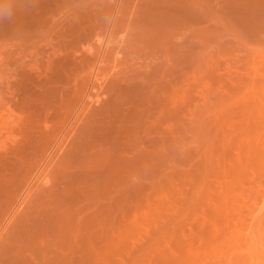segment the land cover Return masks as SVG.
<instances>
[{"label": "rangeland", "instance_id": "rangeland-1", "mask_svg": "<svg viewBox=\"0 0 264 264\" xmlns=\"http://www.w3.org/2000/svg\"><path fill=\"white\" fill-rule=\"evenodd\" d=\"M62 1H63V3H62ZM67 1H68V3H67ZM69 1H71V3ZM73 1L72 0H65V1L64 0H0V107H1L0 108V165H1L0 166V173L4 169H6L5 167H8L7 165L12 164V162L9 160H11V159L14 160V158L17 157L16 159L20 160V161L19 160L17 161L18 163L25 162L27 159V161L30 163L32 162L33 164L32 163L31 164L34 165L35 167L36 166L40 167V165L43 163V166H41V168H43V167H45L46 164L51 163L50 167H49L50 171L48 169V173H49L48 178H50V180L52 179V176H54V172L59 168L58 165H61V162L63 159L62 158L63 152H61L57 158H54L55 160L54 161L52 160V162L51 161L48 162L49 159H51V158L47 157V158H49L47 160L48 163L46 162V164H45L44 163V161H46V160H44V159H46L45 155L48 154L49 151H47L45 149V147H43V145H42L43 142L42 143L41 142H39V143L35 142L36 144L34 145V141H33V143H32V141H27V142L32 143V144L29 143V146L31 145L30 149H29V146H27L26 140H31V139L33 140L34 139L36 141V138L38 139L39 136H41L43 133V131H41V130H43V129L46 130L47 127H49L50 125H52V126H50V128L52 127V130H55L57 132V131H60L61 129L67 127V125L71 124V122L73 121V118L77 114V112H75V111H76L77 106L80 105L78 103L79 102L81 103V101H82V98L80 101V97H84L83 95L85 93V90L87 92H89L87 89L91 90L90 88L92 85H91V81L89 78L90 75L88 76L86 71L89 73V72H91L90 68L93 69L96 66L97 56H98L100 50L102 49L101 47L103 44H106L105 41H108L107 39L109 37H107V36H110L109 40H111V41L108 42L110 47L107 46V47H109V49L107 48V51H106L107 53L103 54L102 59L104 61H103V63H100V66L102 65V67H101V71L98 75L99 79L96 81V84H99V85L102 82L103 83H102L101 88L98 89V92H96V89H94V90H92V92H90L93 95L94 94L96 95V93H97V96L94 95L93 99L86 98V96H85L84 102H88L91 106L89 107L88 111L82 116L83 118H80L81 122L79 121L80 123H77L78 126L80 124L84 125V123L88 120L86 118L90 117L97 107H100L101 102L106 99V96H110L108 94H110L109 92L111 91L112 85L114 86V85H116L117 82L119 83L120 80L122 78H124L125 76L131 75L133 73H137L136 71H139V69H140V71H139L140 73L145 72V71H141V66H143L142 67L143 70H145V69L148 70L151 64L155 65V63L159 62V59H157V57H156V60L154 59L155 57H153V59L155 60L154 61L152 59V57H151V59H150V56L147 57V51L143 52L141 50V49H143V45L145 44L146 41L153 39V37L156 35L155 32H157V35L154 38H156L158 36V33H159V35L165 31L172 33L173 30H176L179 27L181 28V26L183 27L186 24H188V25L190 24L191 26L189 25L190 26L189 29H193L195 31V34L196 35L198 34V36L195 35L196 38H199V39H196L195 37L193 39H191V41L184 39V37L186 38V36L189 34L188 31H183L182 34L176 35L178 37H173L174 39L172 38L173 42L178 43V44H181V42L183 43L184 41L185 42L188 41L186 46L184 44L185 42L183 43L184 45L182 44L183 46H181L182 47L181 49L184 51L190 50V52H193L194 51L193 49H195V51L193 53L196 52L195 54H193V59H192L193 65H192L191 61L189 62L190 64L189 63L184 64L185 67L183 64H181L182 66L178 65L179 66L178 70L182 67L181 71L180 70L178 71L177 69L174 70L175 72L173 71V75L171 76L172 83L169 84L170 86L168 84H166L167 86L164 88V89H166L167 87H169L171 89L172 88L175 89V87H176V88H178L177 90L175 89L176 91H172L174 89L170 90L169 88H167L166 90L167 91L169 90L170 92L169 91L168 92L162 91V93L165 92V93H170V94L165 95V94L161 93L162 95H164L163 97L161 96V94L159 95V97H152V98L149 97L148 98L149 101L152 99L149 102V101H146L147 100L146 95L143 94V93H145V91L142 90V88L141 89L137 88V89L125 90L124 91V100H125L126 96H127L126 100L127 99H128L127 101L130 100V102H127L125 100V102L131 104L132 100H133V102L135 99L137 101V102H134L135 103L134 109H133V105L131 107L133 109V111L135 110V112H136L135 114L133 113L134 115H136L135 117L133 114H131L133 111H131V113L128 112L127 109L130 108V106L128 108L126 107V106H128V104L124 107V105H125L123 103L124 101H122V102H120L121 100L119 101V103H122L123 105H121L119 103H114L117 101L111 102V104L108 105L110 114L108 115L107 119H110L109 118L110 116L115 117V114H117V113H118V115H116L117 118H114V120H116V121H117V119H118V121H120L123 118L122 120H125V119L131 120V122L133 124L138 125L139 123L135 122V121L136 120L138 121L139 119H141L143 121V125H144V122L146 121L145 126L147 128L144 126L142 127L144 131H145V128H146V130L149 129V124H147V123H150V121L151 120L153 121L155 118L160 119V117H162L164 115L165 118L163 117L164 119L162 121L161 128H162V131L164 132L163 133L164 137L166 136L165 139L168 140V138L171 136V134H169V133H171V131H173V132L175 131L176 134L178 132H180L177 136L180 138V140L183 144L182 143L180 144L182 147H179V150L181 149V151H184V152L181 153L178 150L180 152V155H181L178 158L180 159V157H181L182 163H181V159L178 160V162H175V161H174V163L171 162L173 164H175V163L177 164V166H178V167L176 166L177 171L173 170V169H175V168H173L175 166L171 167L172 165L171 166L169 165L172 168V169H170V170H172L170 176H168V173H170V171L166 169L168 172L166 175L167 177L165 178V174H164V178L162 176V179H161L160 174L163 173L164 171H166L165 165L168 162L170 163V161H172V160H170L169 158L164 159L167 162L166 163L163 161L165 163L163 165L165 168L162 167L164 170H162V172L160 170H158L159 172L155 174L154 172H157L156 168L159 169L158 166L160 165V164L157 165L159 163L157 160L156 161L158 163L156 164V161H155L156 155H154V157H153V155L151 156L148 152H146L147 149L144 150L145 148H142V150L144 152L141 150L142 154H140V155H143V158H144V156L147 154L144 159L148 162V165L152 168V170H149L150 173L148 171V172H145V174L150 175L151 171H152L153 174L160 176L159 179H161V180L164 179L165 183L163 181L160 182L161 180L158 179L157 180V181H159L158 184H155L157 186V189H158L159 187H161L160 183H163L162 187H164V188H162V189L160 188L157 191L156 186H154V188L156 189L158 194H159L160 190H162V191H160V193L164 191L163 192L164 196H162L163 200L161 199V196H160L162 193L157 195V194H153V192H152L155 190L152 186L154 185L155 182L157 183V181H156L157 176L155 177V175L154 176H152V174L150 175L152 178L155 177L154 183L152 182V180H154V179H152L150 176L149 177L152 179L151 182L149 180L150 178L146 177V175L140 176V177H146L147 179L141 181L142 179L139 178L137 180L138 182L136 183L135 187H137L138 184H139L138 185V187H139L141 184H144V182L147 181V183H145V185L146 184L148 186L152 185L151 187L153 189H151V187L148 188L147 186H145V188H148L149 189L148 191L151 192L150 193L147 190H145V193H147V195L144 194L146 198L145 197L142 198L141 197L142 195L140 193H139L140 196L138 194L135 195L134 192H137L136 191L137 189H135L132 192L131 198L133 201V206L131 207L130 212H129V221H128L129 225L128 224L126 225V222H125V226H124V224L122 225L119 223H118V225H116V227H115L116 240L114 243V250L112 252V255H110V257L108 259L106 254L105 255L102 254L104 256L99 258L98 262H99V264H120V263L125 264L126 263L125 261H127V263H128L129 259H131L128 264H134L135 261L139 263L140 259H142V260L146 261V263L144 261V264H147L151 261L154 262V264H157L162 257L163 261H164V259L170 260L171 261V262H169L170 264H173L174 263L173 261L183 260V259H184L183 264H184V262H186L185 264H195V263L196 264H206L205 262H207V264H221V263H218V261L220 260L221 262H223L224 261L223 259L226 258V256H225L226 253H228V254L229 253H234V254H241L242 253L243 254L245 252V250H244L245 246L243 245V242L238 240L240 229H238L236 227V225L238 223V221H237L238 214L240 212L238 214H235L234 211L231 210L230 211V213L232 212L231 214L227 213L229 208L225 209V210H227V212H226L222 208V207H224L225 204L220 206L217 203L219 202L218 200H219L220 195L226 196V194L229 192L227 190H229L230 187H227V186H231V185H226L227 182H228V184L229 183L233 184V185L236 184L235 186H232V188H235V189H233V192H234L235 197L237 196L239 198V200L241 201L240 202L238 200V202H240L242 204V206H244L243 208H245V211L246 210L249 211V209L254 207V204L256 203V201L260 200V198L262 197L261 193L264 192V0H213V1L212 0H199V1H197V0H192V1L191 0H109V1L108 0H73ZM64 2H66V3H64ZM197 3H198V5H197ZM18 4H20V5H18ZM74 4H75V6H74ZM102 6H104V7H102ZM111 6H113V7H111ZM198 6H200L201 9ZM105 7L107 9H105ZM108 8H109V10H108ZM202 8H203V10L207 9L206 13L208 10H210L209 13L211 12V14H207V15H211V16L202 17V19H201L200 18L201 16H199V15L200 14L202 15V13H200V12H202ZM100 9H101V11H100ZM221 9H222V11H221ZM194 10H195V12H197V11L199 12L201 10L199 12L200 14L194 13ZM115 11L117 12V14ZM4 12H6V13H4ZM99 12L100 13L102 12V13L98 14ZM122 12H123V14H122ZM203 13L206 15L205 11ZM195 14H196V16H195ZM197 14H198V16H197ZM160 17H161V19H160ZM221 17H222V19H221ZM154 18H156V19H154ZM206 18H207V20H206ZM208 18H210V19H208ZM80 19H81V22H80ZM148 19H149V21H148ZM212 19L215 22H213ZM208 20H210V21H208ZM82 21H84V22H82ZM98 21L100 22V24H98ZM140 22L141 23L143 22V23L140 24ZM210 22H211V24H210ZM159 23L164 24V25L162 24V27H160L163 29V31L156 29L158 26H161V24L158 25ZM93 25H95V26H93ZM209 25H211V27ZM61 26H63L64 29H60V28H63ZM152 26H154V27L152 28ZM155 26H157V27H155ZM174 26H177V28L171 29V28H174ZM203 26L204 27L206 26V28H204ZM91 27H93V28H91ZM141 27H142V30H141ZM169 27H170V29H169ZM146 28H149V29L151 28L152 29V30L150 29L151 32H150V30H148ZM108 29H109V31H108ZM111 29H112V31H111ZM138 29H140L141 31ZM33 31H35V32H33ZM207 31H209L213 37L210 34H208L209 32H207ZM99 32H100V34H99ZM67 33H68V35H67ZM138 33H140V34H138ZM151 33L152 34L154 33V34L152 35ZM202 33H203V35L201 37H199ZM26 34H28V35H26ZM122 34H123V36H122V38H120ZM125 34H127V35H125ZM179 35H184V36H181V40H180ZM18 36H20V37H18ZM94 36H96V37H94ZM146 36L149 39H147ZM70 37L73 39H71ZM137 37H139V38H137ZM119 38H120V41H119ZM140 38H141V40H140ZM142 38H143V40H142ZM43 39H44V41H43ZM68 39H69V41H68ZM89 39H91V40L89 41ZM117 39H118V41H117ZM131 39H132V41H131ZM175 39H177V40H175ZM123 40H125V41H123ZM114 41H115V43H114ZM195 41H197V42H195ZM47 43H48V45H47ZM59 43H60V45H59ZM142 43H144V44H142ZM56 44H58V45L54 46ZM141 44H142V46H141ZM73 45L75 48L72 47ZM92 45H93V48H92ZM118 45H120V46H118ZM122 45H124V46H122ZM127 45H129V46H127ZM132 45L134 46V48H132L133 47ZM64 46H66L67 48ZM81 46H82V49H81ZM125 46H126V49H125ZM188 46L190 49L188 48ZM138 47H141V49ZM51 48H52V50H51ZM86 48H91V49L87 51ZM53 49L56 51H53ZM58 49H60V50H58ZM80 49H81V51L85 50L84 53L81 52ZM131 49H133V50H131ZM137 49H138V51H137ZM93 50L98 51V53L93 51ZM66 51L71 55V57H69L70 55H68V53ZM135 51L138 53L141 51V53L138 54ZM86 52L87 53L89 52V53L87 54ZM91 52H93V53H91ZM145 52H146V54H145ZM53 53H54V55H52ZM73 53H75V54H73ZM116 53L119 55H117ZM47 55H49V56L52 55V56H50V58H49V56L47 57ZM129 55L131 57H129ZM136 55H139V56L137 57ZM144 55H146V58ZM45 56H46V58H45ZM56 56L60 60H57L58 58ZM85 56H87V58H88L87 60H89L91 62L87 63V61L85 60L86 59ZM63 57H65V58H63ZM76 57H79V58L77 59ZM90 57H92L91 58L92 60L90 59ZM47 58L49 59V61L53 62V64L58 65L61 62H63L64 64L63 63L60 64V65H62V68L60 67V70H59L57 65H56L57 68H55L54 67L55 65H54L53 66L54 68H52V69L50 68L51 70L46 69L47 66H45V65H47V62H48ZM195 58H196V60H195ZM63 59H64V61H63ZM121 59H123V60H121ZM45 60H46V64H45ZM128 60H129V62H128ZM132 60H134L133 61L134 66H133V63L130 62ZM148 60L149 61L151 60V61L149 62ZM57 61H59V63H57ZM81 61H83L85 63H83ZM135 61L138 63H135ZM195 61H196V63H195ZM54 62H56V63H54ZM77 63L79 65H77ZM149 63H151V64H149ZM88 64L90 66H92L93 64L94 65L92 67H89ZM147 64H149L148 67H147ZM36 65H38V66H36ZM128 66L129 67L131 66V67L129 68ZM137 66H138V69H135ZM139 66H140V68H139ZM84 67H87L86 68L87 70L83 69ZM88 68L90 71L88 70ZM35 69H37V70H35ZM80 70L82 71L81 73H80ZM118 72H119V74H118ZM129 72H130V74H129ZM80 74H82V76ZM84 74H87V75L84 76ZM120 76H122V77H120ZM84 77H85V79H84ZM87 77H88V80L86 79ZM105 86H107L106 87L107 90H106ZM172 86H174V87H172ZM177 86H179V87H177ZM178 90H180V91H178ZM142 91H144V92H142ZM141 95H143L144 99H146V100H144L143 96H141ZM60 96L63 98H61ZM165 96H166V98H165ZM90 97H92V95ZM139 97L142 98L141 101H143V100L145 101V103H143V102H142L143 104L141 103V106H140V104H138L139 103V101H138ZM161 97L163 99H161ZM5 98H7L8 100ZM164 98H165V100H164ZM63 99H66V100L69 99V103L72 105L69 104V106H68L67 104H63V103H68V101L66 102L65 100H64L65 101L64 102ZM122 99H123V97H122ZM167 99H169V100H167ZM95 100H97L99 103L97 102V104H96ZM153 101L155 103H152ZM14 102H17V103H14ZM57 102L59 104L61 103L60 107L64 105L63 111L60 110V108L58 110L59 104ZM133 102H132V104H133ZM148 102L151 105L148 107H145L144 106L145 104L149 105ZM9 103H10V105H9ZM170 103H172V104H170ZM112 104H113V106H112ZM116 104H118V105H116ZM110 105L112 106L111 111H110ZM120 105H121V107H120ZM152 105L154 107H152ZM170 105H172V106L168 107ZM16 106H18V107H16ZM65 106H68L69 108L68 107L67 108L69 110L66 109ZM71 106L73 109L71 108ZM135 107H137L138 109L140 108V111L139 110L136 111L137 108L135 109ZM143 107H145V108H143ZM123 108H126V111ZM163 108H166V109H163ZM186 108L188 111H186ZM150 109L152 111H154V113ZM201 109H203L204 111ZM14 110H16V111H14ZM129 110H131V109H129ZM165 110H166V113H165ZM169 110H170V112L174 111V113H176L177 116L173 115V113H170ZM30 111H31V113H29ZM116 111H118V112H116ZM144 111H145V113H143ZM191 111H194V114ZM137 112H138V114H137ZM14 113H16V114H14ZM89 113H90V116H89ZM140 113H142V116ZM146 113L148 116L146 115ZM19 114L21 117L24 116L23 117L24 119L20 118ZM42 114H43V116H41ZM49 114H51V117L49 116ZM61 114H63V115H61ZM67 114H68V116H67ZM130 114H131V116H130ZM143 114H144V117H143ZM165 114H167V116ZM57 115H58V117H57ZM152 115H153V117L151 119ZM171 115L177 117V118H175V121H177L179 123L178 124L179 129H178L177 124L174 123V121H173L174 119L172 118L173 116L171 117ZM199 115H203L204 117L202 116L200 118ZM47 116L49 117V119H51V121L50 120L47 121L48 123L45 122L48 126L46 124H44V122L43 123L41 122L43 120L45 121L44 117L47 119ZM168 116H170V117H168ZM196 116L198 119L196 118ZM30 117H34V119L36 117V120H38V121L41 120V121H40V123L34 124V126L36 127L35 129H38L37 131L32 127L34 129L32 131L35 132V135H33L34 133L31 132L32 134L28 136L27 134L28 133L30 134L31 130L29 131L28 130L29 127H26V122L28 120L27 118L30 119ZM132 117H134V118H132ZM136 117H137V119H136ZM139 117H141V118H139ZM84 118L86 119V121ZM17 119L20 122L16 121ZM147 119H149L150 121L148 120L149 122H147ZM167 119L169 121H167ZM170 119H173V120H170ZM196 119H197V121H196ZM64 120H65V122H64ZM112 120H113V118L111 119V121ZM203 120L205 121V123ZM202 121H203V123H201ZM209 121H210V123H209ZM167 122H168V124H167ZM41 123L44 124V126H46V128L45 127H43V128L39 127V124L42 126ZM49 123H50V125H49ZM197 123L200 125H198ZM20 124H22V125H20ZM105 124H106V126L105 125L104 126L106 127L107 131L111 132L110 129L113 130V132H111V133H113L115 136V133H114V131L116 132V130L114 129L115 124L111 123L113 125H111V127L108 126L109 130L107 128L106 122H105ZM141 124H142V122L138 125L139 130L141 129L140 128ZM169 124H170L171 130L168 126ZM57 125H59V126H57ZM63 125H64V127H63ZM108 125H110V124H108ZM185 125H186V127H185ZM78 126L77 125L75 126L74 131L72 132V135L74 133L75 134L73 136L71 135L72 139L71 138L68 139V141L70 139L71 140L66 143L64 150L68 149V147H69V149H70V147H72L71 143L74 142L75 138L78 136L80 130L82 129V125H80L79 127ZM172 126H174V128ZM207 126H208V128H207ZM77 127H78V129L81 127V129L78 130V129H76ZM150 127H151V125H150ZM199 127H201L200 129L203 128L202 131H200ZM26 128H27V131H26ZM39 128H41V129L39 130ZM48 129L46 132L49 133V131H50V133H51L52 130L50 129L48 131ZM75 129L77 132L75 131ZM246 129H248L250 131V133H252V131H253V133L251 134V137L253 139H255L254 140L255 143L253 142L255 145V146L253 145V147L255 148V151H254L255 153L253 152L254 149H253L252 145L250 146V144H249V147H252L253 150L249 149L247 147L248 146L247 143H246L247 146L246 145L242 146L243 148L245 147L247 150L249 149L252 151V154H251V151L245 152V153H249L250 154L249 156H247L248 154L245 155L244 152L241 151V150H245V149H242L241 147H239V151L237 153V156L239 157V153L242 152V154H240V157H239V158H241V160L240 159H238V160H240L239 163H243V164L239 165V164H237L238 160H236L237 159L236 158L237 156L235 155L236 153L235 154L233 153L234 151L236 152L238 149L234 150L233 148L236 149V146L234 145V143L238 140H241V137H242L241 135H244L245 133L249 134V131H247ZM253 129H255V131L257 133H255V131ZM143 130H141L140 132H142ZM229 130H231V131H229ZM244 131H246V132H244ZM26 132H28V133H26ZM108 132H105V134H107ZM145 132H149V130L145 131ZM241 132L242 133L244 132V134H240ZM36 133H38V134H36ZM44 133H43V135H44ZM111 133H108L109 136H113V135H111ZM190 133H192V134H190ZM103 134H104V132H103ZM126 134H128V133H126ZM142 134H146V133H142ZM101 135H99V136H101ZM118 135H120V134H118ZM122 135H123V133L119 137L115 136L116 138L113 136L114 137L113 141H110L111 138L109 137L110 140L107 139L108 142L104 138V137H106V135L104 137L102 136V138H104V141H106L107 143L114 142V144L116 143V140L118 138V141L116 144H117L118 148L121 147V149H122V147L123 148L125 147L124 150L122 149V152L125 153L124 152L125 149L128 150V148H126L127 145L124 146L125 145L124 142L126 139H123V138H127V136L124 134L122 137ZM234 135H235V137H234ZM236 135H238L240 138ZM24 136L25 137L27 136L30 138L29 139L26 138V140H25ZM34 136H36V138ZM99 136H97L95 138V140H96L97 144L102 145L103 141L101 142V140L99 139L100 138ZM228 136H229V140H228V138H226ZM190 137H191V140L189 139ZM248 137H245V139H248L247 141H250L251 140L250 136H248ZM254 137H256V138H254ZM23 138H24V140H23ZM106 138H108V137H106ZM243 138H242V140H243ZM121 139L123 141H121ZM165 139H164V141H165ZM186 139L189 142V144H187L188 142L186 141ZM188 139L190 141H192L193 139L194 140L192 142H190ZM203 139H204V141H201ZM207 139H209V140H207ZM245 139H244V143L246 142ZM22 140L25 141L26 145L23 144ZM42 141H44V140H42ZM97 141H99V142H97ZM194 141H195V143H193ZM165 142H167V141H165ZM239 142H237V143H239ZM237 143H235V144H237ZM240 143H242V145H244V143L242 141ZM240 143H239V145H240ZM250 143L252 144V142H250ZM151 144H153V142L150 143V145H149V143L147 145H149L151 147L152 146L155 147V143L153 145H151ZM204 144H206V145H204ZM22 145L25 146V149H24V146H22ZM37 145L39 146V148ZM106 145H108V144H105V142H104L102 147L105 150L107 148H109V151H108V149L106 150L108 155L110 154V156H111V157L109 156L108 164H109V166H111V168L114 167L116 170H118L119 167L121 166L122 161L125 162V159H123L125 156L123 157L122 152H120L121 150L118 151V152H120L121 158L118 155L119 153L112 151V150H116V148H114V146L112 148H110L113 145V143H112V145H108L109 147H106ZM158 145H161V143H159ZM32 146L35 148L37 147V149L35 150L34 148H32ZM66 146H68V147L66 148ZM183 146H185V147L187 146V147L185 148ZM194 146H196V147L193 148ZM232 146H233V148L231 149L230 147H232ZM237 146H238V144H237ZM151 147L148 149V151L150 152L151 150H154V154H155V152H157L156 149H158V150L160 149V151L164 149L163 147H161V148L156 147V149L155 148L151 149ZM212 147H214V148H212ZM228 148H230L231 151H233V150L234 151L231 152L230 149H228ZM240 148H241V150H240ZM17 149L18 150L20 149L21 151L19 152ZM95 150L92 147V149H90L89 153H93ZM117 150H119V149H117ZM194 150H196V151L194 152ZM17 151L20 154L17 155V153H16ZM66 151L67 150H65V152ZM110 151H111V153H110ZM165 151L166 150H164L162 152L165 153ZM167 151H169V150L167 149ZM186 152H187V154H186ZM216 152H218V153H216ZM29 153H32V156ZM39 153H40V155H39ZM116 153H117V155H116ZM213 153L217 156H214ZM231 153H233V154H231ZM33 154L37 155V156H34ZM126 154H124V155H126ZM205 154H207V155H205ZM14 155H15V157H14ZM19 155H21L25 160L22 158H18ZM26 155L27 156L29 155L31 157L28 156V158H25ZM183 155H184V157H183ZM242 155L244 158L241 157ZM254 155H255V157H253ZM112 156H115V157H112ZM126 156L128 157V155H126ZM185 156H186L187 160L189 159V156L191 157L189 160L190 162L185 161L186 160V159H184ZM245 156H246V160L248 157L249 161L244 160ZM11 157H13V158H11ZM40 157H42V158L40 159ZM233 157L236 159L234 160ZM140 158H141V156H140ZM42 159H43V161H42ZM56 159H58V160H56ZM149 159L151 160V162L149 161ZM59 160H60V162H59ZM167 160H169V161H167ZM197 160H198V162H196ZM200 160H202V162H204L203 163L204 165L202 164V162L200 163ZM8 161H9V164H8ZM40 161H42V162H40ZM219 161L220 162L222 161V162L220 163ZM244 161L247 162L246 165H244V163H245ZM4 162H6L5 166L3 165ZM117 162H119L120 166ZM192 162H193V164H192ZM195 162L199 167L197 165L196 166L194 165ZM27 163H26L25 167L29 164V163L28 164ZM115 163L117 165H115ZM154 163L157 165L156 168L154 166ZM184 163L187 164L188 166L185 165ZM188 163L189 164L191 163V164L189 165ZM198 163H200V164H198ZM161 164H163V163H161ZM32 165L31 166L28 165L29 169L31 171H32V169H31L32 167H33V169L35 168ZM200 165H202V166H200ZM242 165H244L246 169L243 168L244 166L241 167ZM54 166H55V168L53 169L52 167H54ZM153 166H154V168H153ZM166 166H168V165H166ZM191 166L192 167L195 166V170H194V167L192 168L194 173H193V171H189V170H192V169H190ZM25 167H24V163H23V166L20 167V169H18L16 172H14L15 177L12 174L13 177H11V179L12 178L13 179L12 180L10 179L11 180L10 182L18 181V179L23 174V172H26L25 169H28ZM160 167H161V165H160ZM197 167L199 168L198 170H196ZM200 167H202V168H200ZM22 168H23V170H22ZM149 168H147V170ZM178 168L181 170L179 171ZM203 168H204V170H203ZM1 169H3V170H1ZM120 169H122V166ZM13 170H15V169H13ZM19 170H21L20 174H19ZM199 170L201 171L200 173L198 172ZM121 171L124 172L123 170H121ZM121 171H120V173H122ZM36 172H37V169H36ZM36 172L34 170V172L32 174V176H33L32 180L35 179V176H37L35 174ZM130 172H132V171L130 170ZM195 172H196V174H195ZM17 173L20 175L19 177L17 176ZM125 173H127V174L121 175V177H122V179H120L121 181H124V180L126 181V179H125L127 177L126 175H129V173L128 172H125ZM173 173H175V174L172 175ZM180 173H181V176H179ZM182 173L184 175L186 173V175L183 176ZM189 173H192V176ZM204 173H205V175H204ZM227 173H228V175H227ZM34 174H35V176H34ZM102 174L103 173H101V177H102ZM132 174H133V172H132ZM132 174L130 173L129 176H133V177L128 176V178H130V180L127 179V181H131V182L133 181V185H134V181L136 182L135 179H137L138 177L135 174H133V175ZM201 174H203V175H201ZM219 174H220V177L218 176ZM124 175H125V177H123ZM161 175H163V174H161ZM188 175H189V178L187 177ZM199 175H200L201 179L196 178V177H199ZM16 176L18 177V179L16 178ZM77 176L78 175H75V176L73 175V177H76L77 178L76 180L78 181ZM228 176H229L231 181L229 180ZM80 177L81 178H79L78 183L82 180V184H84V186H85L87 184V182L85 181L86 182V184H85V183H83V181L86 179L84 178V176L82 174ZM134 177H136V178H134ZM194 177L196 178V180ZM209 177H210V179L211 178L212 179L210 180ZM217 177H218V179H217ZM224 177L227 178L230 182L227 179H225ZM73 179L74 178L71 177L72 181H74ZM197 179H199V181H201L203 184L201 182H199ZM38 180H41V179H36V181L33 180V183L30 182L29 187L33 186L34 187L33 190L38 191V193L35 192V193H37V194H35V196L38 198V200L40 199L42 201V199L44 197L42 193L47 187L50 186L49 184H51V183H50V181H49V184H48V182H46L47 185H45V183H44V185H45V188H44V185L42 187V184L44 181L38 182ZM139 180L141 181V183ZM148 180L150 183L148 182ZM173 180H175V181H173ZM212 180H214V181H212ZM226 180H227V182H226ZM178 182H180V183H178ZM198 182H199V184H197ZM205 182L207 185L206 184L204 185ZM222 182L223 183L226 182V183L222 184ZM171 183H173V185ZM183 183H185V185ZM193 183H195V184H193ZM79 184H81V182ZM79 184H77V186ZM165 184H167L169 186H166ZM180 185H182L183 187L182 186L180 187ZM219 185L220 186L225 185V187H224L225 189L222 188V186L220 187ZM81 186H83V185H81ZM81 186H79V188H82ZM172 186H173V188H171ZM188 186L190 188H188ZM204 186H206V187H204ZM236 186H238V187H236ZM166 187L169 188V190H167ZM201 187L204 188V189L202 188L203 189L202 192H203L204 196L207 197V199L204 196H202L203 194L201 192ZM170 188H171V190H170ZM179 188L182 189L183 192ZM195 188L198 190V192ZM198 188L200 189V192H199ZM218 188H220V192H219ZM232 188H230V191L232 190ZM236 188H238L239 190ZM88 189H90V188H88ZM88 189H87V187H85V189H84L85 192L88 191ZM92 189H94V188H92ZM92 189H90L89 191L91 192ZM172 189L174 191L175 190L176 191L174 192ZM207 189L210 192L212 191V189H214L215 194H213V191H212V194H213L212 195L210 192H208ZM217 189H218V192H217ZM222 189H224L225 191ZM33 190H32V193H30V195H29L30 198L28 197L25 200L26 202L24 203V205H22V207L20 209L23 211V213H22V211L18 210L17 213L12 218L13 221L11 220L10 222H8V224L5 220L8 218L7 221H9L10 215L15 210L14 208H16L17 206H15L14 200L13 201L11 200L12 202L10 201L8 205L5 204L6 206L5 205L0 206V209H1L0 214L6 215V216H4L5 219H4V217L0 218V224H1L0 233L2 232V235H0L2 238V240L0 242L1 248L5 247L7 245V241L10 239L9 238L10 235H9L8 239L6 238V240H4L5 237H7V235L9 233L12 236L13 232L20 226L22 218L25 219L24 218V216H26L25 212L27 211L26 212L27 214H28V211L30 212L31 208H29V206L30 207L33 206L35 208L36 206H38L41 203V201H38L37 198L34 195H32L34 192ZM80 190H82V189H80ZM95 190L96 189L92 190L93 196L96 195L97 190L96 191ZM192 190H194V192ZM206 190L208 193L206 192ZM77 191H78V194L82 192V191L80 192L79 190H77ZM94 191H95V193H94ZM165 191H167V192L169 191L168 193H170V191H172L171 192L173 194L172 199H169V198H171L172 194L167 195L168 193ZM223 191H224V193H223ZM204 192L207 195H205ZM225 192H227V193H225ZM233 192H232V194H233ZM2 193H3V191L1 190V192H0L1 196L3 195ZM17 193L13 194V197H15V199L18 195ZM119 193H121V195ZM165 193H167L166 195L168 196V198L165 197L166 196ZM177 193L180 195H178ZM185 193L188 196L185 195ZM198 193L202 194V195H200V197L202 196L201 200H199L200 198L198 196L199 195ZM216 193H220V195L219 194L217 195ZM221 193H223V194H221ZM15 194H17V195H15ZM70 194H73V193L70 192L68 195H70ZM82 194H84V191H83V193L79 194V197ZM88 194H89V192L85 195L87 196ZM115 194H116V196L117 195L123 196L124 195L123 187L120 186L119 190H118V194H117V192ZM208 194H209V196L212 195V197L215 196V197H213V200L216 197H218V198H216V200H214L216 202L215 205L213 204L214 201L210 202V200L212 198L208 199ZM4 195H5V191H4ZM134 195H135V197H137V200H138V196H139L140 201L139 200L138 201L141 203V206H138L139 202L137 203V200L134 199L135 198ZM194 195H196L198 197H196ZM227 195H228L227 196L228 199H229V196L230 197L233 196L230 194H227ZM73 196L75 198V195H73ZM93 196L90 195L91 198ZM106 196H108V195H106ZM116 196H114V197H116ZM185 196H187V197L192 196V197H190V199L188 200V198H186ZM10 197H11V195L9 196V198ZM66 197H67V195H66ZM69 197L70 196H68V198ZM72 197L70 198L72 201L70 199H67V201L69 203H67V201L66 202L63 201L62 199H64V198H62V199L59 198V199H61V201L59 200L60 202L58 201V203H60L59 205H60L61 209L60 208L59 209L61 212L71 211V213H73V210H74L73 214H75V212H77V214H78V211H79L78 209L85 210V207H83V206H84V203H86L87 198H85V197L82 198L83 196H81L80 199L77 198V199H75V202H74V200H73L74 198L72 199ZM76 197H78V195ZM195 197L199 200V203H198V200L195 199ZM235 197L233 196V198H235ZM237 197L235 198V200L232 198L233 199L232 201L234 203H236ZM141 198H142V200H144V202L141 201ZM33 199H36V200L32 201ZM119 199L120 198L118 197L117 200H119ZM191 199H192V201H190ZM76 200H78V201H76ZM87 200H89V198ZM173 200H175V202ZM62 201H63V203H61ZM163 201L165 202V204ZM169 201H171L170 204H169ZM177 201L179 203V206H178V203H176ZM193 201H194V203L192 204ZM34 202L36 203V206H35ZM37 202H39L38 205H37ZM70 202L71 203L74 202V206H72V204H70ZM82 202H83V205H82ZM103 202H105V201H103ZM166 202L168 204H166ZM185 202H186V204H185ZM208 202H209V204H208ZM11 203H12V205H11ZM32 203H33V205H32ZM143 203H145V204H143ZM230 203H232V202H230ZM175 204H177V205H175ZM189 204L191 206H189ZM210 204H213L212 206L214 207V209H216L218 207V206H216V204L219 205V208H217L215 211H218V209H221V213L220 212L217 213L216 216H213V213H212V216L210 215L211 216V218H210V216L208 214H210V210H211V208L213 209V207L210 206L211 208L209 210L207 208L204 209V206L208 207ZM9 205H10V208H9ZM13 205H14V208L11 207ZM27 205H28V208H27ZM75 206H78L77 207L78 211L75 210L76 209ZM198 206H200V207L198 208ZM215 206H216V208H215ZM33 207H32V210L34 209ZM71 207H72V210H69V209H71ZM74 207H75V209H74ZM80 207H82V208H80ZM187 207L192 208V209H188ZM194 207H196V208H194ZM11 208L14 210L12 211ZM168 208H170V209H168ZM197 208L199 209L198 210L200 213L199 216L197 214L198 211L195 213ZM3 209L5 212H3ZM187 209L191 212V214H189L190 212ZM200 209L202 211L204 210L206 215L201 214ZM222 209H223L225 214L222 213ZM90 210L91 209L86 210V211L90 212ZM116 210H118V208ZM164 210H166V211L164 212ZM167 210H168V212H167ZM176 210H178L179 212ZM207 210H208V212L206 213ZM192 211H194V213ZM18 212L19 213L21 212V214L19 215ZM118 212H119V210H118ZM17 214H18V216H17ZM83 214H84L83 218H85V214H87V212L84 213V211H83ZM195 214L197 216H195ZM226 214L228 216H230V217L227 216V219H226ZM78 215L77 216L80 218V214H78ZM117 215H119V214H117ZM193 215L195 218L193 217ZM168 216H169V218H168ZM217 216H219V217H217ZM223 216H225V219ZM14 217H15L16 222L18 221L19 223L15 224ZM78 217L75 218L76 221H75L74 217L72 218L74 220V224H75V222H77V219H79ZM196 217H200L201 219L198 218V220H197ZM203 217H204V220H203ZM86 218H87L86 220H88V217H86ZM2 219L5 221L4 225H3ZM228 219H229V221H228ZM80 220H83V219H80ZM227 221L229 223L231 222L230 223L231 226L228 225V227H227ZM58 222H59V220H58ZM212 222H213V224H212ZM217 222H218L219 227H217L218 225L217 226L215 225V224H217ZM5 223L7 224V226H5L6 225ZM53 223L55 224V223H57V221L53 222ZM195 223H197V224H195ZM201 223H203L204 225ZM233 223H234V225H233ZM199 224H200V228H199ZM51 225H53L52 222L49 226H51ZM69 225L70 224H68V226ZM178 225H180V226H178ZM4 226L7 229H5L6 232L3 233ZM175 226L177 228H175ZM211 226L213 228L212 230H211ZM234 226L236 228H234ZM11 227H12V229H11ZM225 227L227 228L228 231L226 230ZM62 228L63 227H61V229ZM178 228H180V230L181 229L182 230L178 231ZM8 229H9V233H8ZM63 229H64L63 231L65 232V228H63ZM213 230H214V232H213ZM205 231H206V233H205ZM242 232H244V231H242ZM173 233L176 236H173ZM177 234H179V236ZM180 234H181V236H180ZM208 234L210 235L211 238L209 239V237H208V241H207V237H205V236H207ZM198 235L200 236V238ZM225 235H227V237H225ZM261 241H262V243H264V234H262V236H261ZM165 242L170 243V246L172 245V243L175 245H177V243H180V247L182 246V250H180L178 252V250H179V248H178V250L176 249V254L174 253L175 250L173 251V253H174L173 254L172 248L169 249L168 248L169 244H166ZM262 245H264V244H262ZM173 246L174 245H172V247ZM191 246H193V247H191ZM177 247H179V244ZM194 248L195 249L197 248V250L195 251ZM184 249H185V253H184ZM215 249H220V250H215ZM169 253H171L172 255L171 254L169 255ZM195 254H197V255H195ZM228 254H227V258H228ZM200 256H202V257L200 258ZM175 258H176V260H175ZM198 258H200L201 260ZM134 259H135V261H134ZM154 259H157V260H154ZM106 260H108V261H106ZM185 260H187V261H185ZM156 261H158V262L156 263ZM215 262H217V263H215ZM140 263L143 264V262H140ZM160 263H161V261L159 262V264ZM164 263H165V261H164ZM169 263H167V264H169ZM175 264H182V263L181 262L179 263V261H178ZM226 264H228V261Z\"/></svg>", "mask_w": 264, "mask_h": 264}, {"label": "bare ground", "instance_id": "bare-ground-1", "mask_svg": "<svg viewBox=\"0 0 264 264\" xmlns=\"http://www.w3.org/2000/svg\"><path fill=\"white\" fill-rule=\"evenodd\" d=\"M65 1V0H64ZM73 1V0H72ZM109 1V0H108ZM107 1V2H108ZM192 1V0H191ZM197 1H199V0H197ZM213 1V0H212ZM37 2V1H36ZM70 3H71V1H69ZM74 2V1H73ZM151 2V1H150ZM174 2V1H173ZM195 2V1H194ZM219 2V1H218ZM4 3V2H3ZM34 3V2H33ZM56 3V2H55ZM62 3H63V1H62ZM64 3H66V2H64ZM67 3H68V1H67ZM69 3V4H70ZM106 3V2H105ZM104 3V4H105ZM109 3V2H108ZM178 3V2H177ZM190 3V2H189ZM203 3V2H202ZM201 3V4H202ZM225 3V2H224ZM73 4V3H72ZM110 4V3H109ZM200 4V5H201ZM206 4V3H205ZM208 4V3H207ZM18 5H20V4H18ZM23 5V4H22ZM29 5V4H28ZM60 5V4H59ZM68 5V4H67ZM77 5V4H76ZM119 5V4H118ZM187 5V4H186ZM197 5H198V3H197ZM196 5V6H197ZM69 6V5H68ZM74 6H75V4H74ZM107 6V5H106ZM109 6V5H108ZM193 6V5H192ZM20 7V6H19ZM30 7V6H29ZM57 7V6H56ZM59 7V6H58ZM64 7V6H63ZM102 7H104V6H102ZM111 7H113V6H111ZM195 7V6H194ZM193 7V8H194ZM198 7H200V6H198ZM2 8V7H1ZM7 8V7H6ZM18 8V7H17ZM16 8V9H17ZM47 8V7H46ZM119 8V7H118ZM141 8V7H140ZM192 8V9H193ZM59 9V8H58ZM103 9V8H102ZM105 9H107L106 7H105ZM184 9V8H183ZM200 9H201V7H200ZM209 9V8H208ZM26 10V9H25ZM31 10V9H30ZM40 10V9H39ZM64 10V9H63ZM108 10H109V8H108ZM187 10V9H186ZM196 10V9H195ZM195 10H194V13H198V14H200V13H202V15L200 14L199 16H201L200 18L202 19V17H206V16H211V15H207V14H211V12L209 13V11L210 10H208L207 11V13H206V10H203V8H202V12H195ZM17 11V10H16ZM62 11V10H61ZM99 11V10H98ZM97 11V12H98ZM100 11H101V9H100ZM105 11V10H104ZM150 11V10H149ZM157 11V10H156ZM182 11V10H181ZM205 11V13H206V15L203 13ZM221 11H222V9H221ZM58 12V11H57ZM63 12V11H62ZM103 12V11H102ZM101 12V13H102ZM107 12V11H106ZM105 12V13H106ZM116 12V11H115ZM188 12V11H187ZM191 12V11H190ZM4 13H6V12H4ZM64 13V12H63ZM62 13V14H63ZM100 12L98 13V14H101ZM104 13V14H105ZM120 13V12H119ZM56 14V13H55ZM66 14V13H65ZM111 14V13H110ZM116 14H117V12H116ZM122 14H123V12H122ZM155 14V13H154ZM191 14V13H190ZM189 14V15H190ZM198 14H197V16H198ZM31 15V14H30ZM34 15V14H33ZM44 15V14H43ZM121 15V14H120ZM140 15V14H139ZM100 16V15H99ZM102 16V15H101ZM151 16V15H150ZM194 16V15H193ZM195 16H196V14H195ZM126 17V16H125ZM142 17V16H141ZM29 18V17H28ZM66 18V17H65ZM100 18V17H99ZM158 18V17H157ZM199 18V19H200ZM101 19V18H100ZM107 19V18H106ZM153 19V18H152ZM154 19H156V18H154ZM160 19H161V17H160ZM198 19V18H197ZM208 19H210V18H208ZM221 19H222V17H221ZM225 19V18H224ZM163 20V19H162ZM204 20V19H203ZM206 20H207V18H206ZM205 20V21H206ZM62 21V20H61ZM101 21V20H100ZM115 21V20H114ZM148 21H149V19H148ZM155 21V20H154ZM157 21V20H156ZM160 21V20H159ZM208 21H210V20H208ZM212 21H213V19H212ZM221 21V20H220ZM80 22H81V19H80ZM82 22H84V21H82ZM88 22V21H87ZM147 22V21H146ZM199 22V21H198ZM203 22V21H202ZM207 22V21H206ZM213 22H215V21H213ZM66 23V22H65ZM91 23V22H90ZM117 23V22H116ZM143 23V22H142ZM141 22H140V24H142ZM158 23V22H157ZM188 23V22H187ZM59 24V23H58ZM68 24V23H67ZM98 24H100V22L98 21ZM97 24V25H98ZM155 24V23H154ZM161 23H159L158 25H160ZM163 24V23H162ZM162 24H161V26H155V27H157L156 29L157 30H160V31H163V29L162 28H160V27H162ZM209 24V23H208ZM210 24H211V22H210ZM30 25V24H29ZM63 25V24H62ZM118 25V24H117ZM121 25V24H120ZM164 25V24H163ZM190 25V24H189ZM188 24H186L185 26H181V28L179 27L178 29H176V30H173L172 31V33H170V32H163L162 34H160L159 35V33H158V36L156 37V38H154L156 35H157V32H155L156 33V35L153 37V39L151 40H148V41H146L145 42V44L144 43H142V44H144L143 45V49H141V47H138V48H140L143 52L144 51H147V57L148 56H150V59H151V57H152V59H153V57H155L154 59L156 60V57H157V59H159V62L158 63H155V65L154 64H151V63H149V64H151L150 65V67H149V69L148 70H143V66H141V71H145V72H139L140 71V69H139V71H136L137 73H133V74H131V75H128V76H125L124 78H122L121 80H120V82L118 83H116V85H112V88H111V91L109 92L110 94H108V95H110V96H106V99L105 100H103L102 102H101V104H100V107H97L95 110H94V112L92 113V115L90 116V113H89V116L90 117H88V118H86V119H88L87 121H86V119H85V123H84V125L83 124H80V125H82V129H81V127L79 128V129H81L80 130V132H79V134H78V136L75 138V140H74V142H70L71 143V145H72V147H70V149H69V147L68 146H66V148L68 147V149H65V150H67L66 152H65V150H64V147H65V145H66V143L67 142H69L71 139H72V137H71V135H72V132L74 131V128H75V126L77 125L78 126V124L77 123H80L81 121V119L80 118H83L82 116L88 111V109H89V107L91 106L88 102H84V98H85V96H86V98H91V99H93V96L95 95H93L92 93H90V92H92V90H94V89H96V92H98V89H100L101 88V86H102V83L99 85V84H96V81L99 79V77H98V75H99V73H100V71H101V67H102V65L100 66V63H103V59H102V57H103V54L104 53H107L106 51H107V48L109 49V43L108 42H110L111 40H109V38H110V36H107V37H109L107 40L108 41H105L106 42V44H103L102 45V49L100 50V52H99V54H98V56H97V60H96V66L92 69V68H90L91 69V72H87L86 71V73L88 74V76L90 75V81H91V90H89V89H87L89 92H87L86 90H85V93H84V97H80V101H81V98H82V101H81V103L79 102L78 104H80L79 106H77V108H76V111L75 112H77V114H76V116L73 118V121L71 122V124L70 125H67V127H65V128H63V129H61L60 131H55V130H52V127L50 128V126H52V125H50V123H49V127H47V129H48V131L51 129L52 131H51V133H50V131H49V133H47L46 131H47V129L45 130V129H43V130H41V131H43V133H44V135H43V133H42V135L41 136H39V138L37 139L36 138V136H34L35 138H36V141L33 139H31V140H26V138L27 139H29L30 137H25L24 136V138H25V140H26V143H27V146H29V143L30 142H27V141H32V143H33V141H34V145L36 144V143H39V142H43L42 143V145H43V147H45V149L47 150V151H49V153L48 154H46L45 155V157H46V159H44V160H46V161H44V163L46 164V162H47V160L49 159V158H47V157H50L51 159H49V161L48 162H52V160L54 161L55 159L54 158H57L59 155H60V153L61 152H63L62 153V162H61V165H58L59 166V168L54 172V176H52V179L50 180V178H48V175H49V173H48V169H49V167H50V164L51 163H48V164H46L45 165V167H43V168H41V166H43V163L40 165V167H38V166H34V165H32L30 162H28L27 161V159H26V161L29 163H27L26 161V163L28 164V165H32V166H34L35 168L33 169V167L31 168L32 169V171L29 169V166L27 165L26 167H25V165H26V163L25 162H20V163H18L17 161L19 160V159H16L17 157H15V155H14V160L13 159H11V160H9V161H11L12 162V164L10 165L9 164V161H8V164L9 165H7L8 167H5L6 169H1V170H3V171H1V173H0V192H1V190L3 191V195H4V191H5V195L3 196H1L0 195V206H2V205H8L9 204V202L12 200H14V203H15V206H17L16 208H14V205L13 206H11V207H13L14 209H12L11 208V210L13 211L12 212V214L10 215V217H9V221H7L8 220V218L5 220L6 222H7V224H8V222H10L11 220H12V218H13V216L17 213V211L19 210V211H22V210H20L21 209V207H22V205H24V203L26 202L25 200L29 197V195H30V193H32V190L34 189V187L32 186V187H29L30 186V182L31 183H33V180H35L36 181V179H41V180H38V182H41V181H44L43 182V184H42V187H43V185H44V183H45V185H47V183L46 182H48V184H49V181H50V183L51 184H49L50 186L49 187H47L44 191H43V199H42V201L39 199L38 200V198L35 196V194H37L38 193V191H34L33 192V194L32 195H34L36 198H37V200L38 201H41V203L38 205V203L39 202H37V205L38 206H36V203L34 202V204H35V208L32 210V207H30L29 206V208H31L30 209V212L28 211V214L25 212V214H26V216H24V218L25 219H23L22 218V220H21V223H20V226L13 232V234H12V236H11V234L9 233V229H8V235H7V237H5V239L4 240H6V238L8 239V237H9V235H10V239L7 241V245L5 246V247H2L1 248V246H0V264H99V262H98V260H99V258H101L102 256H104L105 254L107 255V258L109 259V257H110V255H112V252H113V250H114V243H115V240H116V231H115V227H116V225H118V223L119 224H124V226H125V222H126V225L128 224V221H129V212H130V209H131V207L133 206V201H132V198H131V194H132V192L135 190V189H137L136 191L137 192H134V194L136 195V194H138L139 195V193L142 195L141 197L142 198H144L145 197V195H147V193H145V190H149L148 188H150L151 186H148L147 184L145 185V183H147V181H145L144 182V184H141L139 187H138V185H137V187H135L136 186V183L138 182L137 180L139 179V178H141L140 180L141 181H143V180H146L147 178L146 177H149L151 174H152V176H154L156 173H158L159 171L158 170H160L161 172H162V170H164L162 167H164L163 165L165 164L164 162H166V160H164V159H166V158H169L170 160H172V161H170V163L168 164L167 162V164L166 165H172L171 167H173V166H175V167H173V168H175V169H173L174 171L176 170L177 171V164L175 165V164H173L174 163V161L175 162H178V160H180L181 159V157H180V159L178 158L179 156H181L180 155V152L181 153H183L184 151H181V149L179 150V147H182L180 144L182 143L181 142V140H180V138L177 136L180 132H178L177 134H176V132L174 131H171V133H169V134H171V136L168 138V140L167 139H165V137H164V135H163V131H162V128H161V125H162V121H163V119L165 118L164 117V115L162 116V117H160V119L158 118V119H154L153 121L151 120L152 119V117H153V115L151 116V121L149 120V119H147V122H149L150 121V123H147V124H149V129H147L146 130V121L144 122V125H143V121L141 120V119H139V118H141V117H139L138 119V121L136 120L135 122H138L139 124L142 122V124H141V129L139 130V127H138V125H136V124H133L132 122H131V120H120V121H118V119H117V121L116 120H114V118H117L116 117V115H118V113L117 114H115V117L114 116H110L109 118L110 119H107L108 118V115L110 114V112H109V107H108V105L109 104H111V102H114V101H117V102H114V103H119V101L120 102H122V101H124L123 103L125 104L124 105V107L128 104V106H126L127 108L130 106V108H128L127 110H128V112L129 113H131V111H133V109H134V106H135V103L134 102H137L136 101V99L134 100V102H133V100L131 101V104L130 103H127V102H130V100L129 101H127L126 100V97H125V100L127 101V102H125V100H124V91L125 90H127V89H137V88H139V89H141L142 88V90H144L145 91V93H143V94H145L146 95V99H144V96L143 95H141V96H143V99L144 100H146V101H149L148 100V98L149 97H159V95L162 93V91H167L166 89L167 88H169V87H167L166 89H164L167 85L166 84H170V83H172V80H171V76L173 75V71L174 70H178V67L179 66H182L181 64H186V63H189L190 61H191V63H192V59H193V54H195V53H193L194 51H195V49H193L194 51L193 52H190V50H186V51H184V50H182L181 48V46H183L184 44H185V46H186V44L188 43V41L187 42H181V44H178V43H174L173 42V40H172V38L173 37H178V36H176V35H178V34H182L183 33V31H188L189 32V34L186 36V38L184 37V39H186V40H190L191 41V39H193L194 37L196 38V36H198V34L196 35L195 34V31L193 30V29H189V27L191 26H189ZM198 25V24H197ZM66 26V25H65ZM84 26V25H83ZM93 26H95V25H93ZM112 26V25H111ZM129 26V25H128ZM143 26V25H142ZM149 26V25H148ZM210 27H211V25H209ZM208 26V27H209ZM52 27V26H51ZM61 27H63V26H61ZM67 27V26H66ZM69 27V26H68ZM87 27V26H86ZM138 27V26H137ZM151 27V26H150ZM154 26H152V28H153ZM165 27V26H164ZM204 27V26H203ZM60 28V27H59ZM83 28V27H82ZM90 28V27H89ZM91 28H93V27H91ZM117 28V27H116ZM144 28V27H143ZM175 28H177V26H174V28H171V29H175ZM204 28H206V26L204 27ZM6 29V28H5ZM28 29V28H27ZM58 29V28H57ZM60 29H64V27L63 28H60ZM97 29V28H96ZM99 29V28H98ZM145 29V28H144ZM146 29H148V30H150L149 28H146ZM169 29H170V27H169ZM11 30V29H10ZM67 30V29H66ZM90 30V29H89ZM115 30V29H114ZM127 30V29H126ZM138 30H140V29H138ZM141 30H142V27H141ZM140 30V31H141ZM152 30V29H151ZM151 30H150V32H151ZM208 30V29H207ZM93 31V30H92ZM100 31V30H99ZM108 31H109V29H108ZM111 31H112V29H111ZM145 31V30H144ZM16 32V31H15ZM33 32H35V31H33ZM52 32V31H51ZM94 32V31H93ZM143 32V31H142ZM146 32V31H145ZM203 32V31H202ZM207 32H209V31H207ZM62 33V32H61ZM64 33V32H63ZM90 33V32H89ZM115 33V32H114ZM141 33V32H140ZM140 33H138V34H140ZM15 34V33H14ZM99 34H100V32H99ZM105 34V33H104ZM118 34V33H117ZM137 34V35H138ZM143 34V33H142ZM146 34V33H145ZM150 34V33H149ZM152 34V33H151ZM154 34V33H153ZM152 34V35H153ZM208 34H210V32L208 33ZM26 35H28V34H26ZM31 35V34H30ZM61 35V34H60ZM67 35H68V33H67ZM66 35V36H67ZM112 35V34H111ZM125 35H127V34H125ZM144 35V34H143ZM147 35V34H146ZM196 35V36H195ZM203 35V33L199 36V37H201ZM211 35V34H210ZM10 36V35H9ZM54 36V35H53ZM65 36V37H66ZM100 36V35H99ZM104 36V35H103ZM122 36H123V34L121 35V37L120 38H122ZM181 36H184V35H179V37H180V40H181ZM212 36V35H211ZM18 37H20V36H18ZM17 37V38H18ZM94 37H96V36H94ZM114 37V36H113ZM132 37V36H131ZM206 37V36H205ZM213 37V36H212ZM46 38V37H45ZM71 38V37H70ZM120 38H119V41H120ZM130 38V37H129ZM137 38H139V37H137ZM146 38H147V36H146ZM152 38V37H151ZM56 39V38H55ZM63 39V38H62ZM71 39H73V38H71ZM147 39H149V38H147ZM174 39V38H173ZM183 39V38H182ZM196 39H199V38H196ZM202 39V38H201ZM207 39V38H206ZM54 40V39H53ZM64 40V39H63ZM91 39H89V41H90ZM113 40V39H112ZM135 40V39H134ZM140 40H141V38H140ZM142 40H143V38H142ZM145 40V39H144ZM175 40H177V39H175ZM28 41V40H27ZM42 41V40H41ZM43 41H44V39H43ZM46 41V40H45ZM66 41V40H65ZM68 41H69V39H68ZM67 41V42H68ZM74 41V40H73ZM88 41V40H87ZM117 41H118V39H117ZM123 41H125V40H123ZM131 41H132V39H131ZM201 41V40H200ZM203 41V40H202ZM208 41V40H207ZM47 42V41H46ZM52 42V41H51ZM56 42V41H55ZM71 42V41H70ZM80 42V41H79ZM113 42V41H112ZM111 42V43H112ZM177 42V41H176ZM195 42H197V41H195ZM199 42V41H198ZM204 42V41H203ZM49 43V42H48ZM48 43H47V45H48ZM61 43V42H60ZM60 43H59V45H60ZM64 43V42H63ZM69 43V42H68ZM114 43H115V41H114ZM136 43V42H135ZM134 43V44H135ZM207 43V42H206ZM46 44V43H45ZM62 44V43H61ZM93 44V43H92ZM120 44V43H119ZM142 44H141V46H142ZM183 44V45H182ZM195 44V43H194ZM35 45V44H34ZM46 45V46H47ZM50 45V44H49ZM58 44H56V45H54V46H57ZM72 45V44H71ZM53 46V47H54ZM62 46V45H61ZM107 46H109V47H107ZM118 46H120V45H118ZM122 46H124V45H122ZM127 46H129V45H127ZM133 46V45H132ZM137 46V45H136ZM60 47V46H59ZM64 47H66V46H64ZM72 47H74V45L72 46ZM88 47V46H87ZM90 47V46H89ZM96 47V46H95ZM100 47V46H99ZM131 47V46H130ZM56 48V47H55ZM54 48V49H55ZM67 48V47H66ZM75 48V47H74ZM84 48V47H83ZM92 48H93V45H92ZM132 48H134V46L132 47ZM137 48V47H136ZM188 48H189V46H188ZM53 49V51H56V50H54ZM57 49V48H56ZM61 49V48H60ZM60 49H58V50H60ZM81 49H82V46H81ZM81 49H80V51H81ZM87 49V51L88 50H90L91 48H86ZM125 49H126V46H125ZM145 49V50H144ZM190 49V48H189ZM51 50H52V48H51ZM50 50V51H51ZM73 50V49H72ZM96 50V49H95ZM95 50H93V51H95ZM129 50V49H128ZM131 50H133V49H131ZM130 50V51H131ZM75 51V50H74ZM84 51L85 50H82L81 52H83L84 53ZM124 51V50H123ZM137 51H138V49H137ZM197 51V50H196ZM67 52V51H66ZM78 52V51H77ZM76 52V53H77ZM90 52V51H89ZM88 52V53H89ZM95 52H97L98 53V51H95ZM102 52V53H101ZM134 52V51H133ZM136 52V51H135ZM59 53V52H58ZM61 53V52H60ZM64 53V52H63ZM68 53V52H67ZM87 53V52H86ZM85 53V54H86ZM87 53V54H88ZM91 53H93V52H91ZM90 53V54H91ZM112 53V52H111ZM125 53V52H124ZM131 53V52H130ZM136 53H138V52H136ZM141 53V51L138 53V54H140ZM73 54H75V53H73ZM110 54V53H109ZM117 54V53H116ZM145 54H146V52H145ZM52 55H54V53L52 54ZM52 55H50V56H52ZM58 55V54H57ZM64 55V54H63ZM66 55V54H65ZM68 55H70L69 53H68ZM97 55V54H96ZM95 55V56H96ZM112 55V54H111ZM117 55H119V54H117ZM133 55V54H132ZM49 55H47V57H48ZM50 56H49V58H50ZM67 56V55H66ZM88 56V55H87ZM87 56H85L86 57V61H87V63H89V62H91V61H89V60H87L88 58H87ZM94 56V55H93ZM116 56V55H115ZM124 56V55H123ZM137 57L139 56V55H136ZM141 56V55H140ZM145 56V58H146V55H144ZM143 56V57H144ZM197 56V55H196ZM57 57V56H56ZM69 57H71V55L69 56ZM68 57V58H69ZM74 57V56H73ZM129 57H131L130 55H129ZM195 57V56H194ZM199 57V56H198ZM45 58H46V56H45ZM53 58V57H52ZM58 58V57H57ZM62 58V57H61ZM63 58H65V57H63ZM67 58V59H68ZM77 59L79 58V57H76ZM92 57H90V59H91ZM105 58V57H104ZM107 58V57H106ZM48 59V58H47ZM54 59V58H53ZM52 59V60H53ZM95 59V58H94ZM130 59V58H129ZM153 59V60H154ZM51 60V59H50ZM57 60H60L59 58L57 59ZM84 60V59H83ZM92 60V59H91ZM121 60H123V59H121ZM131 60V59H130ZM154 60V61H155ZM195 60H196V58H195ZM55 61V60H54ZM63 61H64V59H63ZM70 61V60H69ZM117 61V60H116ZM134 60H132V61H130V62H132L133 63V66H134V62H133ZM149 61V60H148ZM151 61V60H150ZM149 61V62H150ZM203 61V60H202ZM74 62V61H73ZM79 62V61H78ZM81 62H83V61H81ZM80 62V63H81ZM126 62V61H125ZM128 62H129V60H128ZM157 62V61H156ZM54 63H56V62H54ZM57 63H59V61H57ZM61 63H63V62H61ZM61 63H59L58 65L57 64H53V62H51V61H49V59H48V62H47V65H45V66H47L46 67V69H49V70H51L52 68H57V66H58V68H59V70H60V67L62 68V65H60ZM83 63H85V62H83ZM114 63V62H113ZM135 63H138V62H136L135 61ZM147 63V62H146ZM195 63H196V61H195ZM44 64V63H43ZM45 64H46V60H45ZM64 64V63H63ZM99 64V65H98ZM131 64V63H130ZM140 64V63H139ZM138 64V65H139ZM149 64H147V67H148V65ZM190 64V63H189ZM42 65V64H41ZM55 65V66H54ZM57 65V66H56ZM77 65H79L78 63H77ZM89 65V64H88ZM94 65V64H93ZM92 65V66H93ZM179 65V66H178ZM192 65H193V63H192ZM36 66H38V65H36ZM40 66V65H39ZM54 66V67H53ZM92 66H90L89 65V67H92ZM81 67V66H80ZM88 67V66H87ZM87 67H84L83 69H86ZM129 67V66H128ZM131 67V66H130ZM129 67V68H130ZM184 67H185V65H184ZM36 68V67H35ZM51 68V69H50ZM139 68H140V66H139ZM182 68V67H181ZM181 68L179 69L180 71H181ZM82 69V68H81ZM135 69H138V66L135 68ZM35 70H37V69H35ZM87 70V69H86ZM88 70H89V68H88ZM131 70V69H130ZM129 70V71H130ZM178 70V71H179ZM84 71V70H83ZM90 71V70H89ZM128 71V70H127ZM203 71V70H202ZM79 72V71H78ZM82 71L80 70V73H81ZM85 72V71H84ZM121 72V71H120ZM126 72V71H125ZM175 72V71H174ZM35 73V72H34ZM39 73V72H38ZM123 73V72H122ZM127 73V72H126ZM87 74H84V76L85 75H87ZM118 74H119V72H118ZM117 74V75H118ZM121 74V73H120ZM129 74H130V72H129ZM81 76H82V74H80ZM113 75V74H112ZM122 75V74H121ZM127 75V74H126ZM187 75V74H186ZM119 76V75H118ZM120 77H122V76H120ZM21 78V77H20ZM116 78V77H115ZM19 79V78H18ZM84 79H85V77H84ZM87 80H88V77L86 78ZM176 81V80H175ZM9 82V81H8ZM16 82V81H15ZM114 82V81H113ZM107 84V83H106ZM113 84V83H112ZM12 85V84H11ZM109 85V84H108ZM17 86V85H16ZM21 86V85H20ZM170 86V85H169ZM107 86H105V88H106ZM110 87V86H109ZM172 87H174V86H172ZM177 87H179V86H177ZM15 88V87H14ZM170 90H172V89H174V88H169ZM175 89L177 90L178 88H176L175 87ZM172 90V91H176V90ZM50 90V89H49ZM105 90V89H104ZM103 90V91H104ZM106 90H107V88H106ZM62 91V90H61ZM65 91V90H64ZM144 91H142V92H144ZM169 91V90H168ZM167 91V92H168ZM178 91H180V90H178ZM106 92V91H105ZM162 93V94H170V93ZM170 92V91H169ZM82 93V92H81ZM101 93V92H100ZM161 94V96L163 97L164 95H162ZM12 95V94H11ZM92 95V97H90ZM99 95V94H98ZM138 95V94H137ZM95 96H97V93H96V95ZM168 96V95H167ZM19 97V96H18ZM61 97V96H60ZM122 97H123V99H122ZM130 97V96H129ZM161 97V99H163ZM4 98V97H3ZM15 98V97H14ZM40 98V97H39ZM61 98H63V97H61ZM67 98V97H66ZM141 97H139V103L138 104H140V106H141V103L143 102V103H145V101L143 100V101H141L142 100V98L140 99ZM165 98H166V96H165ZM165 98H164V100H165ZM5 99H7V98H5ZM97 99V98H96ZM138 99V98H137ZM8 100V99H7ZM11 100V99H10ZM17 100V99H16ZM29 100V99H28ZM39 100V99H38ZM68 101V103H63V104H67L68 106H69V99L68 100H66V99H63V101ZM152 100V99H151ZM150 100V101H151ZM163 100V101H164ZM167 100H169V99H167ZM61 101V100H60ZM64 101V102H65ZM86 101V100H85ZM96 101V104H97V100H95ZM141 101V102H140ZM149 101V102H150ZM19 102V101H18ZM25 102V101H24ZM42 102V101H41ZM44 102V101H43ZM54 102V101H53ZM132 102H133V104H132ZM148 102V103H149ZM173 102V101H172ZM14 103H17V102H14ZM26 103V102H25ZM35 103V102H34ZM55 103V102H54ZM58 103V102H57ZM99 103V102H98ZM113 103V104H114ZM142 103V104H143ZM147 103V102H146ZM152 103H155L154 101L152 102ZM167 103V102H166ZM8 104V103H7ZM28 104V103H27ZM59 104V103H58ZM113 104H112V106H113ZM119 104H121V105H123L122 103H119ZM130 104V105H129ZM170 104H172V103H170ZM9 105H10V103H9ZM12 105V104H11ZM60 105H61V103L59 104V107H58V110H59V108H60V110H62L63 111V106H61L60 107ZM70 105H72V104H70ZM116 105H118V104H116ZM121 105H120V107H121ZM132 105H133V109L131 108L132 107ZM151 104L149 103V105H144L145 107H148V106H150ZM167 105V104H166ZM188 105V104H187ZM54 106V105H53ZM68 106H65V108L66 109H68L69 107ZM112 106L110 105V111H111V109H112ZM115 106V105H114ZM138 106V105H137ZM139 106V107H140ZM143 106V105H142ZM172 105H170V106H168V107H171ZM10 107V106H9ZM16 107H18V106H16ZM20 107V106H19ZM23 107V106H22ZM27 107V106H26ZM57 107V106H56ZM68 107V108H67ZM145 107H143V108H145ZM152 107H154L153 105H152ZM176 107V106H175ZM1 108V107H0ZM25 108V107H24ZM42 108V107H41ZM47 108V107H46ZM71 108H72V106H71ZM115 108V107H114ZM137 107H135V109H136ZM151 108V107H150ZM185 108V107H184ZM4 109V108H3ZM17 109V108H16ZM20 109V108H19ZM28 109V108H27ZM56 109V108H55ZM73 109V108H72ZM123 109H125V111H126V108H123ZM129 109H131V110H129ZM142 109V108H141ZM149 109V108H148ZM147 109V110H148ZM163 109H166V108H163ZM170 109V108H169ZM13 110V109H12ZM69 110V109H68ZM140 111V108L138 109L137 108V110L136 111ZM143 110V109H142ZM141 110V111H142ZM151 110V109H150ZM172 110V109H171ZM174 110V109H173ZM181 110V109H180ZM201 110H203V109H201ZM14 111H16V110H14ZM13 111V112H14ZM26 111V110H25ZM50 111V110H49ZM66 111V110H65ZM115 111V110H114ZM152 111V110H151ZM176 111V110H175ZM186 111H188L187 110V108H186ZM204 111V110H203ZM202 111V112H203ZM23 112V111H22ZM40 112V111H39ZM116 112H118V111H116ZM148 112V111H147ZM153 113H154V111H152ZM169 112H170V110H169ZM179 112V111H178ZM193 114H194V111H191ZM200 112V111H199ZM198 112V113H199ZM29 113H31V111L29 112ZM41 113V112H40ZM49 113V112H48ZM63 113V112H62ZM135 114L136 112H135V110L131 113V114ZM143 113H145V111L143 112ZM165 113H166V110H165ZM170 113H173V115H176V113H174V111L173 112H170ZM14 114H16V113H14ZM39 114V113H38ZM53 114V113H52ZM113 114V113H112ZM131 114H130V116H131ZM133 114V115H134ZM137 114H138V112H137ZM141 114V116H142V113H140ZM150 114V113H149ZM152 114V113H151ZM157 114V113H156ZM155 114V115H156ZM168 114V113H167ZM167 114H165L166 116H167ZM189 114V113H188ZM200 114V113H199ZM47 115V114H46ZM60 115V114H59ZM61 115H63V114H61ZM66 115V114H65ZM146 115H147V113H146ZM161 115V114H160ZM170 115V114H169ZM173 115H171V117L173 116ZM2 116V115H1ZM17 116V115H16ZM19 116H20V114H19ZM32 116V115H31ZM37 116V115H36ZM39 116V115H38ZM41 116H43V114L41 115ZM49 116L51 117V114H49ZM53 116V115H52ZM67 116H68V114H67ZM121 116V115H120ZM119 116V117H120ZM136 115H134V117H135ZM148 116V115H147ZM150 116V115H149ZM177 116V115H176ZM176 116H173L172 118L174 119H170V120H173L174 121V123H176L177 124V126H178V122L177 121H175V118H177ZM198 116V115H197ZM197 116H196V118H197ZM203 115H199V117L201 118ZM18 117V116H17ZM16 117V118H17ZM24 116H20V118H23ZM46 117V116H45ZM44 117V119H45V121L43 120V121H41V120H36V117H35V119H34V117H30V119L29 118H27L28 120H27V122H26V127H29L28 128V130L30 131V134L28 133V132H26V133H28L27 135L29 136V135H31L32 133L31 132H33L34 134L33 135H35V132L34 131H32V130H34L36 127L34 126V124H37V123H40V121L43 123L44 122V124H46V123H48L47 121L48 120H50L51 121V119H49V117L47 116V119ZM57 117H58V115H57ZM113 118V120L111 121V119ZM122 117V116H121ZM127 117V116H126ZM134 117H132V118H134ZM143 117H144V114H143ZM146 117V116H145ZM156 117V116H155ZM164 117V118H163ZM168 117H170V116H168ZM195 117V116H194ZM204 117V116H203ZM19 118V117H18ZM19 118V119H20ZM43 118V117H42ZM54 118V117H53ZM52 118V119H53ZM63 118V117H62ZM68 118V117H67ZM185 118V117H184ZM189 118V117H188ZM187 118V119H188ZM199 118V119H200ZM24 119V118H23ZM41 119V118H40ZM57 119V118H56ZM59 119V118H58ZM107 119V120H106ZM136 119H137V117H136ZM198 119V118H197ZM197 119H196V121H197ZM204 119V118H203ZM208 119V118H207ZM144 120V119H143ZM149 120V121H148ZM177 120V119H176ZM16 121H18V122H20L18 119L16 120ZM80 121V122H79ZM167 121H169L168 119H167ZM204 121V120H203ZM203 121L201 122V123H203ZM208 121V120H207ZM17 122V123H18ZM46 122V123H45ZM64 122H65V120H64ZM70 122V121H69ZM105 122L107 123V128H108V126L109 127H111V125H113V124H111V123H114L115 124V130H116V132L114 131V133H115V136L116 137H119V136H121V134L123 133V135L125 134L126 136H127V138H123V139H126L125 140V142H124V146H126L127 145V147L126 148H128V150H126L125 149V153H123L122 152V149L124 150V148L122 147V149H121V147L120 148H118V146H117V141H118V138H117V140H116V143L114 144V142H111V143H107L108 141H107V139L108 140H110L109 139V137L111 138V140L110 141H113L114 140V134L113 133H111V132H113V130H111L110 129V131L111 132H108L107 131V129H106V124H105ZM110 122V123H109ZM166 122V121H165ZM172 122V121H171ZM41 123V124H42ZM83 123V122H82ZM173 123V122H172ZM182 123V122H181ZM194 123V122H193ZM204 123H205V121H204ZM209 123H210V121H209ZM44 124H42V126L39 124V127H41V128H43V127H45L46 128V126H44ZM57 124V123H56ZM108 124H110V125H108ZM167 124H168V122H167ZM198 124V123H197ZM20 125H22V124H20ZM47 125V124H46ZM79 125V126H80ZM105 125V126H104ZM150 125H151V127H150ZM198 125H200V124H198ZM204 125V124H203ZM37 126V125H36ZM48 126V125H47ZM57 126H59V125H57ZM69 126V127H68ZM78 126V127H79ZM146 127L145 128V131H148L149 130V132H145L144 130H143V128L142 127ZM166 126V125H165ZM169 126V128H170V124L168 125ZM211 126V125H210ZM209 126V127H210ZM34 129H33V128ZM63 127H64V125H63ZM78 127L76 128V129H78ZM173 128H174V126H172ZM185 127H186V125H185ZM197 127V126H196ZM215 127V126H214ZM41 128H39V130L41 129ZM112 128V129H113ZM201 127H199V129H200ZM207 128H208V126H207ZM206 128V129H207ZM242 128V127H241ZM3 129V128H2ZM1 129V130H2ZM54 129V128H53ZM59 129V128H58ZM57 129V130H58ZM76 129H75V131H76ZM78 129V130H79ZM178 129H179V126H178ZM182 129V128H181ZM203 129V128H202ZM202 129H200V131H202ZM36 131L38 130V129H35ZM45 130V131H44ZM108 130H109V128H108ZM141 130H143L142 132H140ZM170 130H171V128H170ZM173 130V129H172ZM177 130V129H176ZM213 130V129H212ZM225 130V129H224ZM247 131H249L248 129H246ZM254 131H255V129H253ZM26 131H27V128H26ZM55 131V132H54ZM186 131V130H185ZM221 131V130H220ZM229 131H231V130H229ZM233 131V130H232ZM239 131V130H238ZM39 132V131H38ZM77 132V131H76ZM103 132H104V134H103ZM105 132H108V133H111V135H113V136H109V134L107 135V134H105ZM187 132V131H186ZM226 132V131H225ZM244 132H246V131H244ZM244 132L242 133H240V134H244ZM40 133V134H41ZM117 133V134H116ZM126 133H128V134H126ZM142 133H146V134H142ZM185 133V132H184ZM202 133V132H201ZM252 133H253V131H252ZM252 133H250V131H249V134H247V133H245L244 135H241L242 137H241V140H238V141H236L235 143H237V142H243L244 143V139H245V137H248V136H250V141H247L248 139H245L246 140V142L244 143V145H242V143H240V145H239V143H237L238 144V146H237V144H235L234 143V145L236 146V149L235 148H233V146L232 147H230L231 149L233 148L234 150H237L236 152L234 151H231V149L230 148H228V149H230V151L231 152H233L236 156H237V153H238V151H239V147H241L242 149H245V150H241V148H240V150L242 151V152H244V154L245 155H247V156H249L250 154L249 153H245V152H249V151H251V150H249V149H252V147H253V145H254V143H255V139H253L252 137H251V134ZM255 133H257L256 131H255ZM36 134H38V133H36ZM39 134V135H40ZM75 134V133H74ZM73 134V135H74ZM102 134V135H101ZM118 134H120V135H118ZM190 134H192V133H190ZM203 134V133H202ZM207 134V133H206ZM228 134V133H227ZM239 134V133H238ZM248 136H247V135ZM72 135V136H73ZM99 135H101V136H99ZM106 135V137H108V138H106V137H104ZM123 135H122V137H123ZM129 135V136H128ZM152 135V136H151ZM204 135V134H203ZM233 135V134H232ZM246 135V136H245ZM257 135V134H256ZM38 136V135H37ZM76 136V135H75ZM97 136H99L100 138V140H101V142L103 141V143H102V145L104 144V142H105V144H108V145H112V143H113V145L110 147V148H112L113 146H114V148H116V150H112V151H115V152H117V153H119L118 155H119V157L121 158V156H120V152H122V154H123V159H125V162H123L122 161V163H121V166H122V169H120L121 168V166H120V164H119V162H117L118 164H119V169L118 170H116L114 167H112L111 168V166H109V164H108V159H109V156H110V154L108 155V153L106 152V150L108 149V151H109V148H107L106 150L105 149H103V147H102V145H100V144H97L96 143V140H95V138L97 137ZM102 136L106 139V141H104V138H102ZM236 136H238V135H236ZM253 136V135H252ZM32 137V136H31ZM33 137V138H34ZM115 137V138H116ZM234 137H235V135H234ZM239 137V136H238ZM244 137V138H243ZM24 138H23V140H24ZM69 138H71L69 141H68V139ZM102 138V139H101ZM201 138V137H200ZM226 138H228V140H229V136L228 137H226ZM240 138V137H239ZM242 138H243V140H242ZM249 138V137H248ZM254 138H256V137H254ZM98 139V140H99ZM164 139H165V141H167V142H165L164 141ZM190 140H191V137L189 138ZM188 139V140H189ZM202 139V138H201ZM231 139V138H230ZM253 139V140H252ZM22 140V142H23V144L24 145H26V143H25V141H23ZM42 140H44V141H42ZM189 140V141H190ZM194 140V139H193ZM192 140V141H193ZM207 140H209V139H207ZM233 140V139H232ZM109 141V142H110ZM121 141H123L122 139H121ZM185 141V140H184ZM186 141H187V139H186ZM192 141H190V142H192ZM201 141H204V139L203 140H201ZM211 141V140H210ZM36 142V143H35ZM97 142H99V141H97ZM153 142V144L155 143V147L154 146H149L150 145V143H152ZM161 143V145H158L159 143ZM165 144H164V143ZM188 142V141H187ZM249 142V143H248ZM250 142H252V144L250 143ZM254 142V143H253ZM2 143V142H1ZM32 143H30V144H32ZM120 143V142H119ZM118 143V144H119ZM122 143V142H121ZM149 143V145H147ZM158 143V144H157ZM186 143V142H185ZM193 143H195V141L193 142ZM197 143V142H196ZM199 143V142H198ZM208 143V142H207ZM246 143L248 144V146L246 145ZM153 144H151V145H153ZM183 144V143H182ZM187 144H189V142L187 143ZM249 144H250V146L252 145V147H249ZM24 145H22V146H24ZM68 145V144H67ZM70 145V144H69ZM70 145V146H71ZM108 145H106V147H109ZM121 145V144H120ZM123 145V144H122ZM164 145V146H163ZM166 145V146H165ZM204 145H206V144H204ZM233 145V144H232ZM247 146L249 149L247 150L245 147L243 148L242 146ZM26 146V147H27ZM31 146V145H30ZM30 146H29V149H30ZM38 146V145H37ZM41 146V145H40ZM117 146V147H116ZM149 146V147H148ZM163 147L164 149L163 150H161L160 151V149L158 150V149H156V147H158V148H161V147ZM190 146V145H189ZM255 146V145H254ZM42 147V148H43ZM92 147H93V149L95 150L93 153H89L90 152V149H92ZM105 147V146H104ZM105 147V148H106ZM151 147V149L152 148H155L156 150H157V152H155V154H154V150H151L150 152L148 151V149ZM183 147H185V146H183ZM187 147V146H186ZM185 147V148H186ZM196 146H194L193 148H195ZM200 147V146H199ZM28 148V147H27ZM32 148H34L35 150L37 149V147L35 148V147H33L32 146ZM38 148H39V146H38ZM41 148V149H42ZM142 148H145L144 150H146V152H148L151 156L153 155V157H154V155H156L155 157H156V159H155V161H156V164L157 165H161V167H160V165L158 166L159 167V169L158 168H156V164L154 163V166H155V168H156V170H157V172H154L155 174H153L152 173V171H151V174L149 175H147V174H145V172H148L149 170H152V168L148 165V162L144 159L145 158V156L147 155H145L144 156V158H143V155H140V154H142L141 152L143 151L142 150ZM192 148V147H191ZM205 148V147H204ZM212 148H214V147H212ZM24 149H25V146H24ZM117 149H119V150H117ZM167 149L169 150V151H167ZM189 149V148H188ZM199 149V148H198ZM254 149V150H253ZM253 152L255 151V148L253 147ZM15 150V149H14ZM18 150V149H17ZM34 150V151H35ZM43 150V149H42ZM111 150V149H110ZM121 150V151H120ZM142 150V151H141ZM164 150H166L165 151V153L164 152H162V151H164ZM180 152H179V151ZM192 150V149H191ZM203 150V149H202ZM210 150V149H209ZM16 151V150H15ZM19 152L21 151L20 149L18 150ZM18 151L16 152L17 153V155L18 154H20V153H18ZM40 151V150H39ZM45 151V150H44ZM118 151H120V152H118ZM196 150H194V152H195ZM23 152V151H22ZM21 152V153H22ZM144 152V151H143ZM161 152V153H160ZM188 152V151H187ZM187 152H186V154H187ZM193 152V151H192ZM229 152V151H228ZM242 152L241 153H239V157H240V154H242ZM9 153V152H8ZM15 153V152H14ZM24 153V152H23ZM27 153V152H26ZM38 153V152H37ZM36 153V154H37ZM110 153H111V151H110ZM117 153H116V155H117ZM127 153V154H126ZM153 153V154H152ZM164 153V154H163ZM179 153V154H178ZM189 153V152H188ZM216 153H218V152H216ZM233 153H231V154H233ZM255 153V152H254ZM29 154H31V156H32V153H29ZM124 154H126V155H128V157L126 156V155H124ZM185 154V153H184ZM193 154V153H192ZM208 154V153H207ZM207 154H205V155H207ZM211 154V153H210ZM214 154V153H213ZM243 154V155H244ZM251 154H252V151H251ZM23 155V154H22ZM34 155V154H33ZM39 155H40V153H39ZM114 155V154H113ZM130 155V156H129ZM141 156V158H140V156ZM195 155V154H194ZM212 155V154H211ZM243 155L241 156V157H243ZM9 156V155H8ZM27 156V155H26ZM25 156V158H28V156L26 157ZM31 156H29V157H31ZM34 156H37V155H34ZM149 156V155H148ZM196 156V155H195ZM214 156H217V155H215L214 154ZM213 156V157H214ZM235 156V157H236ZM111 157V156H110ZM112 157H115V156H112ZM117 157V156H116ZM183 157H184V155H183ZM182 157V158H183ZM203 157V156H202ZM219 157V156H218ZM238 156L236 157V158H234V160L236 159V160H238V159H240L241 160V158H239ZM253 157H255V155L253 156ZM11 158H13V157H11ZM18 158H22V159H24L21 155H19V157ZM42 157H40V159H41ZM61 158V157H60ZM118 158V157H117ZM147 158V157H146ZM188 158V157H187ZM190 156H189V159L187 160L186 159V156H185V158L184 159H186L185 161H188V162H190L189 160H190ZM244 158V157H243ZM242 158V159H243ZM21 159V160H22ZM43 159H42V161H43ZM135 159V160H134ZM183 159V160H184ZM211 159V158H210ZM213 159V158H212ZM221 159V158H220ZM219 159V160H220ZM8 160V159H7ZM13 160V161H12ZM25 160V159H24ZM30 160V159H29ZM56 160H58V159H56ZM153 160V159H152ZM203 160V159H202ZM202 160H200V163L202 162ZM215 160V159H214ZM240 160H238V163L237 164H243V163H239L240 162ZM244 160H246V156H245V159ZM247 160H248V157H247ZM246 160V161H247ZM20 161V160H19ZM23 161V160H22ZM42 161H40V162H42ZM149 161L151 162V160L149 159ZM164 161V162H163ZM167 161H169V160H167ZM194 161V160H193ZM216 161V160H215ZM231 161V160H230ZM249 161V160H248ZM59 162H60V160H59ZM171 162H173V163H171ZM180 162V161H179ZM196 162H198V160L196 161ZM196 162L194 163V165L196 166L197 164H196ZM220 162V161H219ZM222 162V161H221ZM220 162V163H221ZM243 162V161H242ZM245 162V161H244ZM252 162V161H251ZM5 163L6 162H4V166H5ZM23 163H24V167L25 168H28V169H25L26 170V172H23V174L20 176L19 174H20V171L21 170H19V174L17 173V176L19 177L20 176V178L18 179V177L16 176V178L18 179V181H16V182H10L12 179H11V177H15V173L14 172H16L18 169H20V167H22L23 166ZM57 163V162H56ZM146 163V164H145ZM161 163H163V164H161ZM181 163H182V159H181ZM200 163H198V164H200ZM204 162H202V164H203ZM246 163L247 162H245L244 163V165H246ZM53 164V163H52ZM185 164V163H184ZM189 164V163H188ZM191 164V163H190ZM189 164V165H190ZM192 164H193V162H192ZM216 164V163H215ZM219 164V163H218ZM251 164V163H250ZM22 165V166H21ZM115 165H117L116 163H115ZM146 165V166H145ZM165 165V170L167 169V170H169L170 171V173H168L167 172V170L166 171H164L163 173H161V174H163V175H161L160 174V176H161V179H162V176H163V178H164V174H165V178L167 177L166 175H167V173H168V176H170V174H171V172H172V170H170V169H172L170 166L168 167V166H166ZM185 165H187V164H185ZM204 165V164H203ZM222 165V164H221ZM220 165V166H221ZM238 165V166H239ZM244 165H242L241 167H243ZM248 165V164H247ZM1 166V165H0ZM57 166V167H58ZM148 166V167H147ZM154 166H153V168H154ZM177 166V167H176ZM188 166V165H187ZM195 166H193L194 167V170H195ZM198 166V165H197ZM200 166H202V165H200ZM3 167V166H2ZM118 167V166H117ZM150 167V168H149ZM192 166H191V168L190 169H192L193 168ZM199 167V166H198ZM197 167V169L196 170H198L199 168ZM240 167V166H239ZM250 167V166H249ZM53 169L55 168V166L54 167H52ZM147 168H149L148 170H147ZM161 168V169H160ZM169 168V169H168ZM186 168V167H185ZM200 168H202V167H200ZM222 168V167H221ZM243 168H245V166L243 167ZM242 168V169H243ZM248 168V167H247ZM13 169H15V170H13ZM36 169H37V172H36ZM179 169V168H178ZM246 169V168H245ZM244 169V170H245ZM22 170H23V168H22ZM34 170H35V174L37 175V176H35V174H34V176H35V179H33L32 180V174H33V172H34ZM121 170H123L124 172H122ZM130 170L133 172V174H135L138 178L137 179H135L136 180V182L134 181V185H133V181L131 182V181H127V179H129L130 180V178H128V176L130 175V173L132 174V172H130ZM147 170V171H146ZM154 170V169H153ZM181 169H179V171H180ZM187 170V169H186ZM203 170H204V168H203ZM227 170V169H226ZM49 171H50V169H49ZM120 171L122 172V173H120ZM188 171V170H187ZM189 171H193V169L192 170H189ZM188 171V172H189ZM222 171V170H221ZM220 171V172H221ZM243 171V170H242ZM125 172H130L129 173V175H126L127 177L125 178L126 179V181L124 180V181H121L120 179H122V177H121V175L122 174H127V173H125ZM187 172V173H188ZM199 173L201 172L200 170L198 171ZM205 172V171H204ZM48 173V174H47ZM52 173V172H51ZM101 173H103L102 174V177H101ZM149 173H150V171H149ZM176 173V172H175ZM175 173H173L172 175H174ZM193 173H194V171H193ZM203 173V172H202ZM11 174V175H10ZM12 174H13V176H12ZM81 174L84 176V178L86 179V180H84L83 181V183H85L86 184V182H87V184L84 186V184H82V180L80 181L81 182V184H79L78 183V181H79V178H81L80 176H81ZM132 174V175H133ZM183 174V173H182ZM189 174H191V176H192V173H189ZM195 174H196V172H195ZM73 175L75 176V175H78L77 177H78V181L76 180L77 178L76 177H73ZM80 175V176H79ZM143 175H146V177H140V176H143ZM159 175V174H158ZM185 175H186V173H185ZM184 174H183V176H185ZM201 175H203V174H201ZM204 175H205V173H204ZM210 175V174H209ZM208 175V176H209ZM227 175H228V173H227ZM104 176V177H103ZM157 175H155V177H156ZM160 176H157L156 177V181L160 178ZM179 176H181V173H180V175ZM211 176V175H210ZM219 177H220V174L218 175ZM37 177V178H36ZM71 177L72 178H74L73 180L75 181H72L71 180ZM94 177V178H93ZM123 177H125V175L123 176ZM129 177H133V176H129ZM151 177V176H150ZM149 177V178H150ZM155 177H151L152 179H154V180H152L151 178L149 179L150 180V182H151V180H152V182L154 183L155 182ZM176 177V176H175ZM188 178H189V175L187 176ZM203 177V176H202ZM134 178H136V177H134ZM145 178V179H144ZM185 178V177H184ZM183 178V179H184ZM193 178V177H192ZM191 178V179H192ZM195 178V177H194ZM196 178H199V179H201L200 178V175H199V177H196ZM196 178H195V180H196ZM225 178V177H224ZM228 178H229V176H228ZM11 179V180H10ZM16 179V180H17ZM83 179V178H82ZM88 179V180H87ZM91 179V180H90ZM161 179H159V180H161ZM181 179V178H180ZM199 179H197L198 181H199ZM204 179V178H203ZM209 179H210V177H209ZM212 179V178H211ZM210 179V180H211ZM217 179H218V177H217ZM225 179H227V178H225ZM132 180V179H131ZM139 180V181H140ZM149 180H148V182H149ZM208 180V179H207ZM206 180V181H207ZM228 180V179H227ZM227 180H226V182H227ZM229 180H230V178H229ZM228 180V181H229ZM86 181V182H85ZM91 181V182H90ZM141 181H140V183H141ZM164 182V179L163 180H161L160 182ZM171 181V180H170ZM173 181H175V180H173ZM181 181V180H180ZM203 181V180H202ZM205 181V180H204ZM209 181V180H208ZM207 181V182H208ZM212 181H214V180H212ZM225 181V180H224ZM231 181V180H230ZM229 181V182H230ZM73 182V183H72ZM90 182V183H89ZM149 182V183H150ZM158 182L159 181H157V183L155 182L154 183V185L152 186L153 188H154V186H156L155 184H158ZM167 182V181H166ZM172 182V181H171ZM199 182H201V181H199ZM199 182L197 183V184H199ZM210 182V181H209ZM226 182H222V184H225ZM79 184L78 186H77V184ZM92 183V184H91ZM148 183V184H149ZM165 183V182H164ZM178 183H180V182H178ZM202 183V182H201ZM213 183V182H212ZM162 184L163 183H160V186L161 187H159L158 189H157V186H156V189H157V191L161 188H164V187H162ZM168 184V183H167ZM167 184H165L166 186H169V185H167ZM172 185H173V183H171ZM184 185H185V183H183ZM182 184V185H183ZM193 184H195V183H193ZM203 184V183H202ZM206 184V182L204 183V185ZM211 184V183H210ZM214 184V183H213ZM45 185H44V188H45ZM81 185H83V186H81ZM150 185V184H149ZM182 185H180V187L182 186ZM183 185V186H184ZM207 185V184H206ZM226 185H231V186H227V187H230V188H232V186H235L236 184H228V182L226 183ZM79 186H81L82 188H79ZM120 186H122L123 187V193H124V195L123 196H119V195H117L120 199L119 200H117V196H116V192H117V194H118V190H119V187ZM145 186H147L148 188H145ZM182 186V187H183ZM187 186V185H186ZM201 186V185H200ZM220 186V185H219ZM222 186V185H221ZM220 186V187H221ZM39 187V186H38ZM85 187H87V189L88 188H90V189H92V188H94V189H96L95 191H96V195L95 196H93L92 194H93V191L92 190H94V189H92L91 190V192L89 191L90 189H88V191H86L87 193L89 192V196L87 195H85V194H87L86 192H85ZM151 187V189H153ZM194 187V186H193ZM192 187V188H193ZM204 187H206V186H204ZM225 187V185H223L222 186V188H224ZM236 187H238V186H236ZM41 188V187H40ZM171 188H173V186L171 187ZM171 188H170V190H171ZM188 188H190L189 186H188ZM200 188V187H199ZM198 188V189H199ZM203 187H201V192H202V190L204 189H202ZM217 188V187H216ZM230 188H229V190H227V191H229L228 193L227 192H225V193H227V194H230V195H233L234 197H235V195H234V192H233V189H235V188H232V192H233V194H232V192L230 191ZM36 189V188H35ZM43 189V188H42ZM41 189V190H42ZM80 189H82V190H80ZM155 189V188H154ZM156 189L154 190V191H152L153 192V194H157V195H159V194H161L160 196H161V199L163 198L162 196H164L163 195V192H161L160 193V191H162V190H160L159 191V194L157 193V191H156ZM166 189L167 190H169V188H167L166 187ZM180 189V188H179ZM196 189V188H195ZM206 189V188H205ZM219 189V192H220V188H218ZM218 189H217V192H218ZM225 189V188H224ZM224 189H222V190H224ZM236 189H238V188H236ZM77 190H79L81 193H83V191H84V194H82V195H80V197L81 196H83L82 198H84L85 196V198H89V200H87L86 199V203H84V206L83 207H85V210H80V209H78L77 210V207L78 206H75L76 207V209H75V207H74V209L76 210V211H78V214H80V218L78 217L79 215L77 214V212H75V214H73L74 213V210H73V213H71V211H66V212H61L60 211V209H61V207H60V203H58V201L60 200L61 201V199L62 198H64V199H62L63 201H67V199H70L73 195H75V198H74V196L72 197V199L74 200V202H75V199H80V197H79V194H81V193H79L78 194V191ZM173 190V189H172ZM178 190V189H177ZM180 190H182V189H180ZM179 190V191H180ZM197 190V189H196ZM195 190V191H196ZM208 190V189H207ZM207 190H206V192H207ZM239 190V189H238ZM74 191V192H73ZM95 191H94V193H95ZM174 191V190H173ZM176 191V190H175ZM174 191V192H175ZM193 192H194V190H192ZM205 191V190H204ZM212 191H213V194H215L214 193V189H212ZM212 191L210 192L209 190H208V192H210L211 194H212ZM225 191V190H224ZM224 191H223V193H224ZM18 192V193H17ZM35 192H37V193H35ZM40 192V191H39ZM42 192V191H41ZM73 193V194H70V195H68L69 193ZM148 192H150V191H148ZM165 192H167V191H165ZM169 192V191H168ZM167 192V193H168ZM172 191H170V193H165V195L167 194V195H169V194H172L171 193ZM178 192V191H177ZM182 192H183V190H182ZM186 192V191H185ZM192 192V193H193ZM197 192H198V190H197ZM199 192H200V189H199ZM207 192V193H208ZM14 193H17V194H15V195H17V197H16V199H15V197H13V194ZM68 193V194H67ZM75 193V194H74ZM151 193V192H150ZM187 193V192H186ZM185 193V195H187ZM205 193V192H204ZM223 193H221V194H223ZM115 194V195H114ZM120 195H121V193H119ZM145 194V195H144ZM178 194V193H177ZM199 194V193H198ZM197 194V195H198ZM202 194H203V192H202ZM202 194H199L198 196H199V200H201V197L202 196H204V194L202 195ZM210 194V195H211ZM212 194V195H213ZM217 195L219 194L220 195V193H216ZM226 194V196L225 195H220L219 196V202L217 203V204H219L220 206H222V205H224V207H222L224 210L225 209H228V212H227V210H225L227 213H230V211L232 210V211H234V213L235 214H238L239 212V214H238V219H237V221H238V223H237V225H236V227L238 228V229H240V233H239V237H238V240L239 241H241V242H243V245L245 246L244 247V250H245V252L242 254H234V253H226V258L225 259H223L224 261L223 262H221L220 260V262L218 261V263H221V264H226L227 263V261H228V264H264V245H262V244H264V243H262V241H261V236H262V234H264V192H262L261 193V198H260V200H257L256 201V203L254 204V207H252L251 209H249V211L248 210H246L245 211V208H243L244 206H242V204L240 203L241 201L239 200V198L237 197V199H236V203H234L232 200L234 199L235 200V198H233V196H229V199L227 198V195ZM11 195V197L9 198V196ZM39 195V194H38ZM41 195V194H40ZM66 195H67V197H66ZM78 195V197H76ZM85 195V196H84ZM90 195L91 196H93L92 198L90 197ZM106 195H108V196H106ZM135 195H134V197H135ZM165 196V197H167L168 198V196ZM178 195H180V194H178ZM200 195H202L201 197H200ZM205 195H207L206 193H205ZM212 195L211 196H209V194H208V199H210V198H212L211 200H210V202H213L214 200H216V198H218V197H216L214 200H213V197H215V196H213L212 197ZM65 196V197H64ZM68 196H70L69 198H68ZM106 196V197H105ZM114 196H116V197H114ZM140 196V195H139ZM139 196H138V200L140 199L139 198ZM150 196V195H149ZM171 196V195H170ZM175 196V195H174ZM188 196V195H187ZM187 196H185L186 198H188V200L190 199V197H192V196H190V197H187ZM194 196H196V195H194ZM198 196H196V197H198ZM122 197V198H121ZM164 197V198H165ZM172 197H173V194H172V196H171V198H169V199H172ZM179 197V196H178ZM184 197V196H183ZM195 197V199H197ZM205 197V196H204ZM203 197V198H204ZM14 198V199H13ZM30 198V197H29ZM34 198V197H33ZM41 198V197H40ZM59 198H61V199H59ZM66 198V199H65ZM91 198V199H90ZM142 198H141V201L142 202H144V200H142ZM146 198V197H145ZM177 198V197H176ZM194 198V197H193ZM206 199H207V197H205ZM204 198V199H205ZM231 198V199H230ZM233 198V199H232ZM122 199V200H121ZM134 199H136L137 200V197H135ZM148 199V198H147ZM166 199V198H165ZM203 199V200H204ZM34 200H36V199H33L32 201H34ZM71 200V199H70ZM85 200V199H84ZM137 200V203L140 201H138ZM146 200V199H145ZM163 200V199H162ZM177 200V199H176ZM198 200V199H197ZM196 200V201H197ZM199 200H198V203H199ZM238 200L240 201V202H238ZM11 201V202H12ZM59 201V202H60ZM63 201L61 202V203H63ZM72 201V200H71ZM76 201H78V200H76ZM103 201H105V202H103ZM165 201V200H164ZM163 201V202H164ZM168 201V200H167ZM174 202H175V200H173ZM180 201V200H179ZM190 201H192V199L190 200ZM207 201V200H206ZM31 202V201H30ZM74 202L73 203H71L70 202V204H72V206H74ZM147 202V201H146ZM162 202V203H163ZM170 202L171 201H169V204H170ZM173 202V203H174ZM181 202V201H180ZM188 202V201H187ZM203 202V201H202ZM205 202V201H204ZM230 202H232V203H230ZM4 203V204H3ZM67 203H69L68 201H67ZM77 203V202H76ZM176 203H178V201L176 202ZM194 203V201L192 202V204ZM215 201L213 202V204L215 205ZM18 204V205H17ZM28 204V203H27ZM140 204V205H139ZM139 204H138V206H141V203L139 202ZM143 204H145V203H143ZM142 204V205H143ZM164 204H165V202H164ZM166 204H168L167 202H166ZM185 204H186V202H185ZM197 204V203H196ZM208 204H209V202H208ZM213 204H210L208 207H205L204 206V209H210L211 207H213L212 205ZM216 204V206H218L217 208H219V205H217ZM228 204V205H227ZM5 205V206H6ZM11 205H12V203H11ZM29 205V204H28ZM28 205H27V208H28ZM32 205H33V203H32ZM82 205H83V202H82ZM175 205H177V204H175ZM199 205V204H198ZM59 206V207H58ZM80 206V205H79ZM165 206V205H164ZM174 206V205H173ZM178 206H179V203H178ZM189 206H191L190 204H189ZM194 206V205H193ZM192 206V207H193ZM211 206V207H210ZM216 206H215V208H216ZM228 206V207H227ZM54 207V208H53ZM200 206H198V208H199ZM226 207V208H225ZM9 208H10V205H9ZM60 208V209H59ZM80 208H82V207H80ZM118 208V210H119V212L121 213H119L118 212V210H116ZM186 208V207H185ZM188 208V207H187ZM194 208H196V207H194ZM197 208V210L195 211V213L199 210ZM202 208V207H201ZM216 208V209H217ZM89 209H91L90 210V212H88V211H86V210H89ZM165 209V208H164ZM168 209H170V208H168ZM188 209H192V208H188ZM187 209V210H188ZM216 209H214V207H213V209L211 208V210H210V214H208L209 216L211 215L212 216V213H213V216H216L217 215V213H221V209H218V211H215ZM223 209H222V213H224V211H223ZM1 210V209H0ZM24 210V209H23ZM29 210V209H28ZM69 210H72V207H71V209H69ZM208 210L206 211V213L208 212ZM244 210V211H243ZM7 211V210H6ZM83 211H84V213H86L87 212V214H85V218H83V216H84V214H83ZM86 211V212H85ZM166 210H164V212H165ZM176 211H178V210H176ZM189 211V210H188ZM200 211H201V214H205V211L203 210H201L200 209ZM213 211V212H212ZM3 212H5L4 211V209H3ZM2 212V213H3ZM11 212V211H10ZM118 212V213H117ZM167 212H168V210H167ZM171 212V211H170ZM179 212V211H178ZM190 212V211H189ZM193 213H194V211H192ZM216 214H215V213ZM237 212V213H236ZM22 213H23V211H22ZM172 213V212H171ZM232 213V212H231ZM230 213V214H231ZM18 214L20 215L21 214V212L19 213L18 212ZM18 214H17V216H18ZM24 214V215H25ZM82 214V215H81ZM117 214H119V215H117ZM170 214V213H169ZM189 214H191V212L189 213ZM198 216L200 215V213H199V211H198ZM225 214V213H224ZM229 214V215H230ZM3 214H0V218H3L4 216H6V215H3ZM9 215V214H8ZM7 215V216H8ZM78 215V216H77ZM87 215V216H86ZM172 215V214H171ZM206 215V214H205ZM22 216V215H21ZM170 216V215H169ZM169 216H168V218H169ZM195 216H197L196 214H195ZM211 216H210V218H211ZM227 214H226V219H227ZM20 217V216H19ZM74 217V219L75 218H79V219H77V222H75V224H74V220L72 219ZM86 217H88V220H86L87 218ZM171 217V216H170ZM193 217H194V215H193ZM207 217V216H206ZM217 217H219V216H217ZM221 217V216H220ZM224 217V219H225V216H223ZM228 217H230V216H228ZM237 217V216H236ZM195 218V217H194ZM197 218V220H198V218H200V217H196ZM213 218V217H212ZM222 218V217H221ZM4 219H5V217H4ZM80 219H83V220H80ZM201 219V218H200ZM207 219V218H206ZM14 220H15V217H14ZM19 220V219H18ZM24 220V221H23ZM58 220H59V222H58ZM86 220V221H85ZM203 220H204V217H203ZM211 220V219H210ZM219 220V219H218ZM232 220V219H231ZM230 220V221H231ZM2 221H3V225H4V220L2 219ZM13 221V220H12ZM57 221V223H53V222H56ZM75 221H76V219H75ZM178 221V220H177ZM228 221H229V219H228ZM227 221V227H228V225H230V223L232 222H228ZM236 221V220H235ZM51 222H52V224L53 225H51V226H49L50 224H51ZM71 222V223H70ZM121 222V223H120ZM196 222V221H195ZM204 222V221H203ZM225 222V221H224ZM17 223H19L18 221L16 222V220H15V224H17ZM200 223V222H199ZM221 223V222H220ZM219 223V224H220ZM6 224V223H5ZM7 224L5 225V226H7ZM68 224H70L69 226H68ZM74 226H73V225ZM195 224H197V223H195ZM201 224H203V223H201ZM212 224H213V222H212ZM63 225V226H62ZM65 225V226H64ZM68 227H67V226ZM129 225V224H128ZM204 225V224H203ZM216 226L218 225V222H217V224H215ZM223 225V224H222ZM225 225V224H224ZM233 225H234V223H233ZM0 226H1V224H0ZM4 226V228H3V233L4 232H6L5 231V229H7L6 227ZM178 226H180V225H178ZM231 226V225H230ZM61 227H63V228H65V232L63 231L64 229L62 228L61 229ZM70 227V228H69ZM203 227V226H202ZM214 227V226H213ZM217 227H219V225L217 226ZM235 226H234V228H236ZM240 227V228H239ZM175 228H177L176 226H175ZM181 228V227H180ZM180 228H178V231L180 230ZM199 228H200V224H199ZM204 228V227H203ZM224 228V227H223ZM226 228V227H225ZM11 229H12V227H11ZM15 229V228H14ZM213 228H212V226H211V230H212ZM1 230V229H0ZM182 230V229H181ZM180 230V231H181ZM226 230H227V228H226ZM228 231V230H227ZM242 231H244V232H242ZM213 232H214V230H213ZM226 232V231H225ZM242 232V233H241ZM205 233H206V231H205ZM166 234V233H165ZM0 235H2V232L0 233ZM178 236H179V234H177ZM209 235V234H208ZM205 236V237H207V241H208V237H209V239L211 238L210 237V235L209 236ZM4 236V235H3ZM2 236V237H3ZM172 236V235H171ZM173 236H176L174 233H173ZM180 236H181V234H180ZM199 236V235H198ZM203 236V235H202ZM213 236V235H212ZM229 236V235H228ZM168 237V236H167ZM195 237V236H194ZM225 237H227V235H225ZM0 238H1V236H0ZM170 238V237H169ZM199 238H200V236H199ZM203 238V237H202ZM171 239V238H170ZM1 240H2V238L0 239V242H1ZM197 240V239H196ZM204 240V239H203ZM205 241V240H204ZM188 242V241H187ZM166 243V242H165ZM195 243V242H194ZM203 243V242H202ZM166 244H169V246H168V248L170 249V248H172V253H173V251L175 250V254H176V249L178 250V248H179V250H178V252L180 251V250H182V246L180 247V243H177V245H175V244H173L172 243V245H174L173 247H172V245L170 246V243H166ZM178 244H179V247H177L178 246ZM184 244V243H183ZM190 244V243H189ZM208 244V243H207ZM167 246V245H166ZM187 246V245H186ZM176 247V248H175ZM191 247H193V246H191ZM207 247V246H206ZM198 248V247H197ZM197 248L195 249L194 248V250L196 251L197 250ZM209 248V247H208ZM193 250V251H194ZM215 250H220V249H215ZM169 251V250H168ZM223 251V250H222ZM177 252V253H178ZM173 253V254H174ZM184 253H185V249H184ZM102 254H104V255H102ZM171 253H169V255H170ZM191 254V253H190ZM225 254V253H224ZM227 254H228V258H227ZM163 255V254H162ZM172 255V254H171ZM195 255H197V254H195ZM235 255V256H234ZM174 256V255H173ZM224 256V257H225ZM202 256H200V258H201ZM200 258H198V259H200ZM158 259V258H157ZM157 259H154V260H157ZM197 259V258H196ZM131 259H129V261H130ZM151 260V259H150ZM175 260H176V258H175ZM184 260V259H183ZM183 260H177V261H173L174 263L173 264H175L176 262H178L179 261V263L181 262L182 264H183ZM201 260V259H200ZM106 261H108V260H106ZM129 261H128V263H129ZM134 261H135V259H134ZM133 261V262H134ZM144 261L145 260H142V259H140V261H139V263L140 262H143V264H144ZM161 261V263L162 264H167V263H169V262H171L170 260H165L164 259V261H165V263H164V261H163V259H162V257H161V259L159 260V262ZM185 261H187V260H185ZM226 261V262H225ZM126 263H127V261H125ZM149 262V261H148ZM158 261H156V263H157ZM159 262L157 263V264H159ZM196 262V261H195ZM123 263V262H122ZM125 263V264H126ZM127 263V264H128ZM132 263V262H131ZM138 262H134V264H139ZM145 263H146V261H145ZM160 263V264H161ZM186 262H184V264H185ZM198 263V262H197ZM206 264H207V262H205ZM215 263H217V262H215ZM121 264V263H120ZM124 264V263H123ZM141 264V263H140ZM147 264H154V262H149V263H147ZM170 264V263H169ZM196 264V263H195Z\"/></svg>", "mask_w": 264, "mask_h": 264}]
</instances>
